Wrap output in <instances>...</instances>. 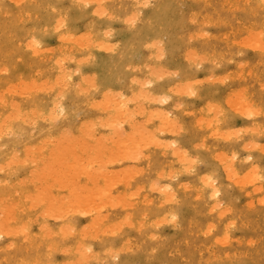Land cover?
<instances>
[{
  "label": "rangeland",
  "instance_id": "rangeland-1",
  "mask_svg": "<svg viewBox=\"0 0 264 264\" xmlns=\"http://www.w3.org/2000/svg\"><path fill=\"white\" fill-rule=\"evenodd\" d=\"M77 1L79 3L80 0H74V1L53 0V2L49 0H47V2L45 0H22V1L0 0V90H1L0 102H2L0 103V122L7 123V124L3 123L0 125L1 127L0 128V163H1L0 164L1 167L0 168L1 169L0 170L1 172L0 173V208L2 209V212L0 210V219H2L0 221L4 222L1 224L0 229H2L1 230L2 232H4L3 228H6L4 229L5 231L8 230L6 231L8 232L7 234L8 236L2 235V233L0 234V264H45V263L66 264L70 260L72 262H68L67 264L69 263L70 264L71 263L73 264L75 263L76 264L77 263L78 264H264V203H261V201H264V180L261 179V177L264 176V153L261 152L262 150H264V67H263L264 54H262V52H260L259 50L257 51V50L249 49L252 48L249 47L251 46L250 44L247 45L248 47L246 46L247 48L244 47L243 45V43L246 42V40L244 41V39L248 40V38L251 39L253 38L254 46L252 45L253 46L252 49H254L255 47L256 49L260 48V47L257 48V46L255 45H258L256 44L257 38L261 36L262 33H264V22H262L264 21V5H261L260 2L261 0H245V1L229 0L228 2H226V0H152V1L147 0L148 2L147 1L145 2V0L144 1L140 0L139 2L143 1L142 3H139L138 1L137 3L135 0H105V2L103 1V3H101L102 0H89L86 3H90V5L91 3H93V6L89 8L76 7L75 5L77 4ZM136 3H137L136 5L137 7L135 6ZM138 4L140 5L138 6ZM143 4H146L147 6L144 5L143 8L141 6ZM234 4L237 7H235ZM101 5L106 15L102 13ZM233 7L235 8L233 9ZM51 8H55L56 11L53 13V11H51ZM78 9H80L81 11ZM137 11L139 12V14L137 13L138 16L136 17L135 25L130 26L129 23L126 24L127 22L125 21L126 22L125 23L123 21L124 18L126 19V17L128 16L130 17L132 14L136 16L137 14L135 12ZM62 16L66 17L65 20L66 27L61 29V31L57 33L55 29L57 28L56 21L60 20ZM115 17L117 18L115 19ZM73 19H76V21H74ZM191 19L193 22L190 21ZM249 25L250 27H252V29L249 27ZM258 30L260 31V35H257V33L259 32ZM105 33L106 34L110 33V34L106 35ZM195 33L199 37L198 36L196 37ZM49 34L50 36L48 38ZM86 34H88V36H86ZM203 35L205 37H203ZM33 36L39 41V43H41L40 44L41 47L38 49L37 56L36 54L34 55L32 53V50L30 48H29L30 50L26 48L28 47L27 44L33 38ZM83 36L84 39L85 37L87 38L85 40H88L87 45L85 44L86 41L83 42L84 40L82 39ZM200 36L203 38H200ZM61 37L64 38L62 39ZM71 37L73 38L77 37L76 41L80 39V43L83 42V45L85 44L86 47L81 45V47L79 48L78 44H76L78 43V41L76 43L75 42L72 43L73 38ZM151 40L154 43L151 42ZM253 41L252 42L248 41V43L250 42L252 44ZM258 41L260 42V45L264 44V40H262L261 37L258 39ZM94 42L100 45L102 43L103 45L101 49L102 51L96 49L100 45L98 46L97 44L96 46L94 45L95 44ZM156 42L157 43L159 42L158 44L160 45H157ZM43 50H45V52L46 51L48 52L45 53ZM110 50L114 52H111ZM184 53L185 54L191 53V55L192 53L193 54L196 53V54L192 55L194 57L192 56L190 57L188 56L189 54L185 55ZM87 55L88 58L86 59L85 57H87ZM155 55L159 57L158 61L155 60L156 59V57H154ZM197 57L198 59L200 57V60L196 59ZM55 58L56 59L59 58L58 59L59 62L62 61L61 63L62 67L60 66L57 67V64H54L56 62L53 61ZM83 58L86 59V63L85 61H83L84 60ZM77 59L79 60L76 61ZM81 59H83L82 63H81ZM218 59L219 62L217 61ZM194 60L195 63H193ZM201 60L203 61L205 60L206 62H203ZM210 60L213 64L210 62ZM196 61L198 62L197 66H196L197 64ZM215 61L216 63H214ZM59 62L58 64L61 65ZM77 62H79L80 64H77ZM72 63L74 65H72ZM217 63H219L220 65L218 64L217 66H215ZM259 63L261 64L259 65ZM63 67L64 69L66 68L65 70L69 71L68 74H70V76L66 74V71L65 72L58 71L59 69L62 71ZM133 67L134 69H132ZM145 67L148 69H145ZM156 67H158L159 69L157 68L158 70H155ZM75 69H76V72L74 71L75 74H72L73 70ZM149 69H153L154 71L153 70L150 71ZM155 71H157V73L159 74H156ZM60 73L63 74L65 77V79L62 80H66V81H61L60 76L58 77ZM148 73L150 75H148ZM246 73H248L249 75ZM56 74H58L56 78L57 81H55ZM66 75L70 79L67 80L68 77ZM91 75H93L92 76L93 79L91 78L92 79L91 81L88 80V82L90 81V85H91L89 86V83L88 85H86L87 83L85 82L87 80L85 81V79L90 78ZM129 77L130 79L131 77L135 78L133 79V82L135 83H132ZM216 77L218 78L220 77L221 78V79L219 78L220 82L223 83L216 82L219 81L216 80L218 79ZM214 78L216 81H214ZM231 78H235V79H231ZM193 79L195 80V82H193L194 81ZM141 80L142 81L144 80L143 83L145 84H143ZM31 81H33L34 83L36 82V84H38L39 81L40 83L42 81V83L39 85H35L37 87H34L33 86L34 84L29 85ZM207 81H209V83H206ZM20 82L23 83V85L19 84ZM54 82L55 85H58L57 83L59 84L62 83L61 84L62 87L61 85H59V87L56 86L57 88L56 90ZM64 82L66 83L68 82L67 85H65L66 83ZM82 82L85 84H83ZM188 82H190V84L188 85L184 84L185 87L182 86L183 83L187 84ZM13 83H16V86ZM26 83L27 85H29V90H31L32 88L35 89V90L32 89L34 94L32 93V91L30 92L24 91L25 95H20L19 97V95L16 94H18V91L20 92V90L21 92L19 94H21L23 89L25 90V88L22 87L23 89H21L19 88L18 85H20L21 87L24 86ZM177 83L179 84L180 87L181 86L183 87V93L184 92L190 93L189 97L186 95V93L185 95L184 94L181 95L180 93H177L178 90L176 92L177 94L171 93V91L172 92L176 91V87L178 89L179 86H177L178 85ZM63 84L66 86V88H64ZM76 84L78 85L79 89H77L78 87ZM141 84H143L144 86ZM12 85L17 87L16 89L17 91L15 90L17 93L15 94H13L15 92L14 90L9 92L10 90H7V88H5L8 87L9 89L10 87L11 89L12 87V89H15V87L13 88ZM93 85H95L94 88L92 87ZM44 86L46 89H44ZM186 86L190 87V90L188 88L190 92L186 91L187 90ZM91 87L93 89H91ZM139 88L141 89V91L143 90L142 92H144V95L147 93L148 95H150L149 97L152 103L150 102L149 99H148L149 101H146L147 100L146 97H145L146 99L144 100L143 97L144 95L142 96L143 93L137 91L139 90ZM86 89L88 91H86ZM58 90H60L62 94ZM79 90L80 92L85 91L86 95L85 92H83V94L82 93L80 94ZM106 90H108V92L106 93L107 96L111 97L109 99L107 98L106 94L105 97L102 96V93L106 92ZM136 91L140 93L138 97H136L139 98L138 100H136L135 97L131 96V94L133 95L137 93ZM180 91L182 90H180L179 88V92ZM27 92L30 94L27 95L26 94ZM56 92H59L57 94L62 95L63 97L62 99L60 98L61 95L60 96L57 95L61 100L58 99V97L56 99L55 97ZM76 92H78V94H76ZM109 92H112V94ZM193 92L196 95H191V93ZM244 93L245 96L243 97ZM127 95L129 96L130 99L128 98ZM161 96L162 97L166 96L165 102H163L164 97L161 98ZM122 97L127 100H125L124 102L123 101L124 99ZM228 97L230 98L232 97L233 99H230ZM2 98L4 101L2 100ZM51 98L52 99L54 98L55 101L54 99L51 100ZM153 98L155 99L156 102L154 101ZM237 98L238 100L236 102L246 101V103L251 106L252 111H254L255 114L257 115L255 116V114L254 115L244 114V116H242L243 114L240 111H238L239 108L234 107V105L231 106L232 100L235 102V99ZM110 99L111 102L109 104ZM112 100L114 101L112 102ZM11 101L14 103L12 108H11V103H12ZM57 101H59V104ZM116 101H118V104H116L117 103ZM120 101L121 102L123 101L124 103L122 102L121 104ZM103 102H105V104ZM140 102L141 105L139 104ZM158 102L161 104H159ZM56 104L63 109L62 114L57 112L60 108L57 107ZM102 104L105 105L106 107H107L106 104L109 105L112 104V105L110 106L111 108L109 109L103 106L106 108L103 109L101 107ZM133 104L137 105V108ZM138 104H139V108L140 107L142 108V109L140 108L141 109L140 112H142L143 110L142 112L143 114H141V117L138 116V113L140 115V112L138 111L139 110ZM8 105L10 106L11 109L9 108ZM93 105L95 107H93ZM115 105H117L116 108L118 109L115 108ZM123 105H125L124 107L128 109L126 113H121L126 111V110L124 111V109L122 110L120 109ZM206 105L208 106L207 110H206ZM215 106H218L217 108L219 107L220 108L217 109ZM133 107L138 109L136 110L137 112H134L135 110L133 109ZM13 108H15V110ZM28 109L34 110L31 111L34 117H32ZM10 110H14V111H10ZM24 110L25 112H23ZM15 111L16 113H19L18 115L20 114L23 115L25 113L23 115V117H25L23 121L26 124L23 123L22 121H16V120H20V118L23 119V117L21 116L17 118L15 121L14 120L12 121L11 119H10L11 121H7L5 120L6 117L5 119H3L4 121H2V118L4 116H7L5 114L10 112L11 114L13 113L14 115ZM131 111L133 113H131ZM150 111L154 113L151 112L152 113L151 114ZM233 111L236 112L234 113ZM28 112L31 116L27 115ZM36 112H38L39 116L36 114ZM39 112H41L42 116L39 114ZM34 113L36 115H34ZM75 114L76 116H74ZM117 114H118V118L116 120L115 117H117ZM119 114L120 115L122 114V118H123L122 120L120 119L121 116ZM130 114L133 115L131 116ZM160 114L167 115V117L166 116L164 117V115L162 116ZM18 115L15 114L14 116H18ZM124 115L128 117V118L125 117L126 123H128V121L133 122L134 120L133 123L138 124L137 127L142 125L141 126L142 129L141 127L134 128L136 126V125L134 126V124H133L134 127H132L131 122H129L128 125L125 124L124 123L125 121H123ZM147 115L154 117L150 118L151 120H148L149 118ZM158 115L159 117H157ZM59 116H61L62 118ZM133 116L134 118L132 120L131 118ZM146 116H147V120L145 119ZM216 116L218 119L216 118ZM7 117L9 118V116ZM29 117H31L32 122L34 121V123L31 122ZM35 117H38L42 121L39 119L35 120ZM163 117L165 118V122H162L161 120L163 119ZM53 118L57 120V121L54 120L56 122L55 124L53 123ZM168 118L170 119V121L168 120ZM25 119L28 121L26 122ZM97 119H99V121H97ZM114 119L115 121L113 123L112 121ZM219 119H221V122L219 121ZM168 121L170 123H168ZM79 122L80 124L82 123L83 126H80ZM174 123L178 126V128ZM165 124L167 125V127H162V125L165 126ZM169 124L170 125L174 124L175 127L168 126ZM31 125H33V127ZM104 125L106 128L105 127H104L105 129L101 128ZM157 125L159 128H157ZM128 126L131 127L129 128ZM84 127H86L85 130L87 131H89L88 130L89 127L91 128L90 130H92V128L95 127L92 131H89L90 133L87 134L88 135L91 134L92 139H96V140L93 142L92 140L88 139L87 136L85 137L87 143L84 141L85 143L79 145L82 142V140L79 138L83 137L82 134L81 137L79 136L80 132L82 133L84 132L85 135L87 132L85 130L82 131ZM160 127H162L163 129L161 130ZM2 128H4L5 132L3 131ZM109 128H111V130L114 131H110ZM120 128H121V132L123 131L122 133L120 132V130L119 133L116 130ZM131 128L133 129V131ZM175 128H177V130ZM244 128L246 129V131ZM156 129L157 130L160 129L161 132L157 131ZM237 129L241 130L240 132L242 134L239 131H237ZM136 130H138L137 131L138 133H136ZM150 130L154 133L152 135L154 136V138H152V136H150L149 138L150 139L152 138V140H156L154 141L155 143H152V141L151 143H148V141H150L148 138V135L150 134L149 133ZM217 130H221V131H217ZM231 130H234V132L236 131L237 134L236 137H234L235 133L232 132L230 134ZM59 131H61L62 134L61 137H59L60 136ZM146 131L149 133L147 137L142 135V134L144 135L147 134ZM216 131L217 133H214ZM225 131L227 132L230 131L228 134H226L227 140L224 137ZM112 132L114 134L115 132H117V134H120L122 136L121 139L122 141L126 140V138L128 137L130 138L134 136V138H131L132 140L129 138L128 140H126L127 142H125V145H123V148L121 149L122 155L120 161L118 159L120 157L119 156L118 158L116 157L119 151H117V154L114 153L115 154L114 155L112 152L113 150L112 151L110 150L111 152L110 157H112L113 154V157L115 156L118 160H116V158L114 157L115 160H112L111 163L109 160L113 159V157L112 158L106 157L107 163L110 162V164H107L108 166L102 164L103 166L102 167L101 163L103 161L100 162V165H97L99 164L97 163V161L99 162L100 159L105 161L103 155L109 153L108 144L111 147V149H116L115 145L118 146L119 143L118 142L117 144L111 146L110 144L111 141L108 142L109 140H114L115 139L114 137L117 136L115 134L116 136H111V138H109ZM128 132L131 134V135L129 134L130 136H128ZM134 132L136 133L135 135ZM141 132H142L141 134L142 136L139 134ZM218 132L219 133L221 132L220 134L221 136L219 138L216 137L219 135ZM107 133H108V137H107ZM65 134L67 138L70 137L72 138L71 140H73V138L76 140L70 141V138L63 139L62 136H64V138L66 137ZM71 134L73 137H71ZM138 134L142 137L141 140L144 139L145 142L141 143L140 141L139 143L141 144H137L138 141L136 139ZM232 134H234L232 138L231 136H229V138L227 137L228 135H232ZM120 135H118L119 136L117 138L118 141H121L119 140ZM124 135L125 138H123ZM50 136L51 137L53 136L52 138L54 139L55 138H57L58 140L62 139L61 143L59 141V143L61 144L60 147L53 144H52L53 146L51 145V143L53 142L54 144H56L57 141L54 139L53 141L48 139L51 138ZM93 136L95 138H93ZM201 138H203V141L201 140ZM40 140L45 141L44 144L42 145L39 144L41 143L38 142ZM48 140H50L51 142H48ZM106 140H108L107 141L108 143L106 142ZM129 140L131 141L128 142ZM160 140H163L164 142H160ZM167 140L169 141V143L172 141L171 144H169ZM199 140L201 143L199 142ZM46 141L50 143L49 146ZM122 141L120 143H122ZM71 142L73 144V149L75 151L72 150L71 148L72 147L70 144ZM73 142H75L76 144ZM78 142L80 143L78 144ZM115 142H117L116 139ZM64 143L68 145L67 146L68 148L70 146L69 149L72 150L74 154L75 153L77 154L75 156L78 159L73 154V162L72 160L70 161V157L68 155L70 154L72 155V151H70L68 148L65 149L64 147H66V145ZM98 143L104 145V148H106V150L108 151L106 153L102 151L103 152L102 153L100 149H104V148L100 147V149H96L97 153L99 152V154L98 156L95 157L93 155L96 154V151L92 153L93 150L91 149L93 147V149L95 150L96 148L95 146ZM131 143L135 144L136 146L134 147ZM160 143L161 145H159ZM74 144L76 148L77 145L80 146V149L79 147L78 149H75ZM130 144L131 146L129 148L134 147L135 150L133 149L134 151L131 152L129 151L128 148L129 152L125 151V153L123 152L124 153L123 154L122 151L126 150L124 149V147L129 146ZM34 145H36L37 147L40 145L42 147L46 146V148L44 147L43 150L42 148H40L41 147L40 146L38 147L40 149H36L37 147L35 148ZM99 145L100 144H98L97 146L98 148ZM156 145H158L157 146L158 148L156 147ZM243 145L244 146L247 145L246 146L247 149L242 148ZM24 146L34 147V149L28 148L29 149L28 150ZM62 146H64L63 148L67 152L66 154L67 156L65 155L66 152L63 153L61 148ZM120 146L117 148H120ZM248 146L249 149L251 148L250 150L248 149ZM253 146H256L257 148H253ZM144 147H146V149ZM32 149L33 150L36 149L38 151L42 149L41 150L42 153L41 152L39 153L37 151L36 152L34 151L32 153L33 151ZM256 149H258L259 151H257ZM55 150L57 151L59 150L58 152H61L62 155L64 156L62 155L57 156L55 154ZM76 150L79 153H77ZM89 150H91V152ZM170 150L173 151L171 152ZM174 150L178 154L174 155L175 154ZM12 152L15 153H13V155H10L12 154ZM249 152H251L253 156L251 160L248 159ZM36 153L38 155L37 158H36ZM83 153H85L86 155ZM88 153L91 154L88 155ZM179 153L180 155L182 154L183 156L185 155V153H187L185 158H187L188 162L184 160L185 163H183L182 158L180 160L181 162L179 161L177 162L176 161L177 155L179 156V159L181 157ZM28 154L29 157L33 156V158H30L31 160L28 159L29 158ZM80 154L85 155V156L82 155V157L84 158H86L87 155L88 157L90 155L91 156L89 158L87 157L84 162L82 161L84 158H82ZM100 154L103 158H100ZM138 154H140L142 158L145 155H147L148 159L146 156L144 157V160L140 159V156ZM108 155L109 154H106L105 156ZM23 156H26V158ZM45 156L48 157L49 164L50 161L53 163V165L52 163L50 164L53 166L52 168L55 173L52 174L53 176H51V174L48 173V171L53 173V170L51 169V167H49V165H48L49 169L43 171L44 168L45 169L47 168L44 166L43 163H45V165L48 164L47 162H45L47 159ZM39 157H41L42 159ZM60 157L62 158L69 157V159L65 158L67 159L66 163L69 162L67 166L65 165L66 163L64 162V160L61 161ZM94 157L95 158L99 157V159H96V163L94 161L95 159H92ZM128 157H134L133 159L136 160V162L134 163L132 161L133 159L131 158L127 160ZM220 157H223L224 161L230 160L232 163L234 162L233 169H235L238 176H245L248 170H250V168L252 167H255L258 171L260 169L259 171L260 183L255 185L247 184L246 186L245 185L242 186L240 183L235 182L234 179H228L226 173L224 172V169L222 168L219 162ZM189 158L191 162L189 161ZM34 159H37V161L35 160L36 164L34 162ZM75 159H77L79 162L82 159L81 160L82 162L80 163L76 162ZM174 160L176 162H174ZM9 161L11 162V165H9L10 163ZM41 161L44 162L40 164ZM88 161L89 163L91 161L92 162L89 164ZM193 161H195V163H193ZM5 162L6 163L9 162V163L6 164ZM20 162L23 164H21ZM3 163H5L8 166V169H4L7 166ZM87 163L89 165H92L89 166L90 172L86 170L88 169ZM2 165L5 167H2ZM82 165H83L82 169L86 170L85 174H81L83 177H81L80 174H78L80 173L79 167L80 166L82 167ZM130 165L134 166L137 170L140 168L138 174V171H135L136 169L133 167L134 171L137 172L136 175L137 177L134 175L131 177L133 181L130 178L128 179V175L126 176V174H129L131 176V174H133L134 172L132 169H131L132 172H130V170L129 172L127 171ZM182 165L185 167L187 171H185ZM98 166H99V171L94 172L96 169L93 168H98ZM68 167H70V169H68ZM11 168L13 169V171ZM64 168L66 173L65 171L63 173ZM124 168L126 169L127 173L125 172ZM71 169L72 170L75 169L76 173L79 176H76V174L75 175L71 174L72 173L70 172L72 171ZM92 169L94 174H91L93 175L91 178V175L89 173H93L91 171ZM104 170H106L104 175L106 174L107 175L102 177L103 176L102 171ZM110 170L113 171V173L115 171V173L119 175L118 177L121 176L120 177L121 181L127 179L129 180V181L128 180L123 181L127 183L126 188L124 186L125 183H121L123 184V186L119 184L120 181H118L119 180L118 177L116 178V176H114V174L110 172ZM119 170H121L120 173L118 172ZM122 171H124L126 174H123L124 172L121 174ZM171 171H173V173H171ZM182 171L183 172L185 171V173L183 174ZM28 172L29 174L32 173L31 174L32 176H30ZM106 172H110V173H106ZM165 172L171 173V175L173 174L172 176L169 175L170 179L165 178L168 176ZM34 173L35 174L40 173V174H37L38 175L37 176ZM82 173H84V171ZM95 173L97 174L95 175ZM99 173H101L102 175L101 176L98 175ZM157 173L159 175L161 174L160 178L159 177L157 178L156 176ZM69 174H70V178L71 177L74 178L70 179ZM163 174H164L163 176L164 179L163 177H161ZM39 175H42L43 177H45L46 175L45 179L48 178L49 175L50 178L53 179V181L55 178H56L55 181H57L58 179H60L61 176L64 177L65 175L64 177L65 180H67L66 177L69 178L67 181L69 184L66 183V181L61 177L60 179L61 181L60 180H59L60 182L58 181L60 184L58 182H55L54 185L53 184L54 182L51 183L50 178L49 180L46 179L44 182V180H42L43 177L39 178L40 177ZM84 175L85 176L87 175L86 179ZM122 175H125L126 177L123 178ZM75 176L77 177V179H75ZM89 176L90 178L88 179L87 177ZM95 176H100L99 178L97 177L96 178L101 179V180L95 179L96 182L98 181L97 183L94 181ZM107 176H109V178H106ZM208 176L214 180L215 183L214 185L220 191V196L218 198L220 199L222 196V199L224 200L223 202L224 204L220 203L219 201L220 206L216 209L219 212H222V210L229 211L230 208V213L229 212L226 213L227 212L226 211L222 217H220L221 215L217 210L215 211L213 209L214 211L213 210L209 211L213 207L216 198L211 197L209 189L206 188L208 186L202 184L201 183L202 181H200V179L204 180ZM31 177L34 180H36L37 183L34 182V180ZM37 177L39 178V180L40 179L41 180L39 181ZM83 179L85 182L83 181ZM90 179H93L91 181H94L96 184L89 182L88 180ZM110 179H112V181L114 179V181L118 182V184L113 183L112 185L114 186L113 188L109 187L110 189H108V187L106 188V185L103 186V188L104 187L106 188L105 189L106 192L104 191L105 192L104 194L103 192H101L104 189L102 188V190H100L103 185L102 182L105 181L111 182ZM24 180H25L24 183L19 182V181L23 182ZM31 180L32 182H34V184L30 182ZM70 180L71 182H69ZM153 180L158 182L155 184L153 183L154 182ZM151 181L153 182L150 183ZM18 182L19 184L20 183L21 184L19 185ZM63 182L64 184H61ZM74 182L76 183L73 184ZM1 183L3 184L6 183V184L1 185ZM25 183L26 184L30 183V184L25 185ZM182 183L187 184V186L184 187H187V189L189 190L187 191L184 190L183 192L184 184L182 185ZM108 184L109 186H112L110 185L109 182H107V186ZM150 184L151 186L153 185L154 188L160 186V189L159 190L157 189L158 192H156L154 188L150 186ZM161 184L164 190H161L162 189ZM164 184H165L164 186L165 188L163 187ZM238 184H240L241 187L244 186L245 187L240 188ZM57 185H61L62 187L61 186L58 187ZM188 185L191 187L189 188ZM63 186H65L64 189L66 188L67 190L63 189L64 191H62ZM41 187H45V189L48 188L47 189L48 191L47 190L45 191V189L43 190V188ZM137 187L139 188L137 189ZM194 187L196 190L194 189L192 190V188ZM134 188H136V190H134ZM170 188L171 191H169ZM71 189H72V194L69 191ZM95 189H98L97 191L100 190L98 192V195H100L99 193L101 192L102 195L104 196V198H102V195H100L102 198L100 199V203L97 201L100 198L98 195L95 196L97 199L94 200L92 199L95 198L93 196L95 195L94 193L97 192ZM88 190L92 191L93 194L92 196L91 193L88 192ZM167 190L169 191V194ZM132 191H139V192H137L138 194L135 197L134 194L136 193H134L133 195L131 193L132 197L129 194L130 195L129 197H131L132 199L126 198L128 195L127 193H130ZM197 191L200 192L198 193ZM67 192H69L70 194H68ZM107 192H109V196L112 198H110L107 195ZM36 193L38 194L36 195ZM41 193H42V197H44V201L42 200L43 198L38 199L39 197H41L39 196ZM121 193H123L122 194L123 197L120 201L121 204L119 202L117 203L115 202L116 204H114L113 202L114 200L118 201L119 196L121 198ZM62 194L64 196L65 195L69 196L70 198L69 197L66 198V196L62 197ZM84 194H86V196H90V198L85 197ZM6 195L7 196L9 195L8 199L5 197ZM167 195H169L168 199L170 196H172L170 197L171 198L170 200H172L173 204L170 203L171 201H168V203L166 201L165 204L164 202L163 204L160 203L167 199L165 198V200H163L164 199L163 197L164 196L167 197ZM194 196L197 199H195ZM198 196L201 197L199 198ZM106 197L110 198V200H112L111 202L113 203H110L109 199L106 200ZM175 197H176L175 199L176 202L174 201ZM51 198L54 199L55 204L53 203V200H51ZM85 198H87L88 200ZM142 199L143 201H140ZM49 200L52 201L51 203L53 206L51 205ZM74 200L75 202H73ZM82 200L84 202L83 204L79 202ZM84 200H86V202L88 201L87 204ZM89 200L91 202H89ZM101 200L106 201V204L103 207L102 205L104 201L101 202ZM48 201L52 206V209L54 208L53 210L50 208V205L46 206V203ZM141 202H143V204ZM157 203L161 205L158 206ZM12 204H14L16 208ZM81 204L82 207L80 206ZM85 204L87 205L86 207H88V204H91V206L89 205L88 209H86L85 207V211L90 210L91 209L90 207L94 205H97L98 209L100 207L102 211L101 209H99V211H97L98 212L97 215L96 212H93L95 209H97L96 206H94L95 208L92 207V209L94 210L91 209L92 211L91 210L88 211L89 215H87L88 216L87 217L85 215L86 213L84 212V210L81 209L84 208L83 206ZM113 204L115 206L110 207ZM122 204H124V206ZM9 205L12 206L10 207ZM30 205L32 207H30ZM44 205L46 206V208ZM56 205L57 207H54ZM121 205L123 207H126L125 205H128L130 208L123 209ZM211 205L212 207H210ZM12 207L14 208L12 209ZM34 207L36 208L34 209ZM48 207L50 209H48ZM11 209L13 211H11ZM175 209L178 210L180 222L177 224L174 223L171 224L172 222L168 224L164 223L167 222L165 218ZM8 210H10L11 212H9ZM39 210L41 211L39 212ZM80 210L83 211V213L80 212ZM81 214H84L85 216L84 215L80 216ZM92 214L94 215L96 214L97 219L99 217L100 218L102 217V219H100L101 221L100 220L99 221L103 225L98 220L97 221L99 224L98 223L93 224L96 223V221L95 219H93L94 216ZM105 214H106V218L103 217L105 216ZM140 214L143 217L140 216ZM162 215L164 216L163 221H162L163 218ZM123 216H125V218ZM160 217L162 221L161 223L159 222ZM10 218H12V220L14 221H10L11 220ZM91 218L93 220H91ZM90 220L91 222L92 221L94 222L91 223ZM120 222H122L123 225H121ZM123 222H126L125 227ZM22 223H24L25 227ZM89 223H91V225L99 229L100 232L101 229L105 227L106 231H104L105 232L104 234L107 235H104L102 233L103 231L101 232L102 234H100V232L97 229H95L94 231L99 232L96 235V233L93 232L92 230L93 226H91V228L87 230V231L91 230L89 232L92 234H90L89 232L86 231V227L90 226ZM112 223L115 224L119 223L118 226L120 229L117 226L118 231H115L116 227H114ZM141 223L143 227H141ZM149 223L151 226H149ZM153 223L154 226L155 224L157 226L154 227ZM226 223L227 226L228 225L230 226L225 227ZM86 224L88 225L86 226ZM128 224H132V226H129ZM95 227H93V229ZM210 227H211V231L207 232V230ZM228 228L231 230H229ZM223 231L225 233L227 232L230 238L226 245H222L218 243V240H220L225 234ZM65 233L66 235H68V236L65 235L66 238L64 237ZM126 241H128V243H126ZM6 243L8 244L7 246L5 245ZM130 243H131V247H129ZM205 246H208L207 248L209 249L206 250ZM48 247L49 249H46ZM106 248L109 250H107ZM120 248L123 249V251H121ZM211 248L213 249V251ZM89 249H91V253L95 252L97 256H95V254H90V252L88 251ZM103 250H105V253L108 254L111 251L112 254L110 252L111 255L108 254L106 255L105 253H103L104 252ZM118 250H120L121 253ZM244 252L245 254H243ZM114 253L116 255L115 257H113ZM199 253L201 255H199ZM92 256L96 257V259L94 258L95 261ZM91 257L92 259H90ZM73 258H79V259L77 260ZM80 258H83L81 262H79Z\"/></svg>",
  "mask_w": 264,
  "mask_h": 264
},
{
  "label": "bare ground",
  "instance_id": "bare-ground-1",
  "mask_svg": "<svg viewBox=\"0 0 264 264\" xmlns=\"http://www.w3.org/2000/svg\"><path fill=\"white\" fill-rule=\"evenodd\" d=\"M21 1H22V0H21ZM45 1L47 2V0H45ZM49 1H52V2H53V0H49ZM54 1H55V0H54ZM73 1H74V0H73ZM83 1H84V0H83ZM88 1H89V0H87V1L85 0L84 2L86 3V2H88ZM103 1L105 2V0H102L101 3H103ZM135 1H136V2L138 1V2H139L140 0H135ZM135 1H134V2H135ZM143 1H144V0H143ZM143 1H141V2H139V3H142ZM146 1H147V0H145V2H146ZM151 1H152V0H151ZM228 1H229V0H226V2H228ZM237 1H238V0H237ZM243 1H245V0H243ZM57 2H58V1H57ZM79 2H80V1H79ZM91 2H93V1H91ZM99 2H100V1H99ZM134 2H133V3H134ZM138 2H137V3H138ZM147 2H148V1H147ZM224 2H225V1H224ZM260 2H261V1H260ZM74 3H76V2H74ZM77 3H78V1H77ZM131 3H132V1H131ZM137 3L135 4V6L137 5ZM231 3H232V2H231ZM231 3H230V4H231ZM233 3H234V1H233ZM242 3H243V2H242ZM244 3H245V2H244ZM248 3H249V2H248ZM30 4H31V3H30ZM88 4H90V3H88ZM96 4H97V3H96ZM98 4H99V3H98ZM146 4H149V3H146ZM146 4H143V5H141V6L143 7V6L146 5ZM178 4H179V3H178ZM74 5H75V4H74ZM91 5H93V3H91ZM139 5H140V4H138V6H139ZM150 5H151V4H150ZM208 5H209V4H208ZM228 5H229V3H228ZM261 5H262V4H261ZM234 6H235V4H234ZM46 7H47V6H46ZM49 7H50V6H49ZM74 7H75V6H74ZM117 7H118V6H117ZM136 7H137V6H136ZM235 7H237V6H235ZM235 7H233V9H234ZM96 8H98V7H96ZM99 8H100V7H99ZM143 8H144V7H143ZM146 8H147V7H146ZM148 8H149V7H148ZM228 8H229V6H228ZM94 9H95V8H94ZM233 9H232V10H233ZM49 10H50V9H49ZM78 10H80V9H78ZM97 10H99V9H97ZM97 10H96V11H97ZM101 10H102V13H105V11H104L103 8H102V5H101ZM119 10H120V9H119ZM228 10H229V9H228ZM230 10H231V9H230ZM235 10H236V9H235ZM51 11H52V8H51ZM80 11H81V10H80ZM65 12H66V11H65ZM53 13H54V12H53ZM96 13H97V12H96ZM135 13H136V14H137V13L139 14L138 11L135 12ZM192 13H193V12H192ZM5 14H6V13H5ZM26 14H27V13H26ZM91 14H92V13H91ZM91 14H90V15H91ZM138 14L135 16V15H133V14L131 15V13H130V15H131L130 17H132V16L134 17V16H135V18H136V17L138 16ZM79 15H80V14H79ZM83 15H84V14H83ZM92 15H93V14H92ZM95 15H96V14H95ZM107 15H108V13H107ZM140 15H141V14H140ZM1 16H3V15H1ZM9 16H10V15H9ZM28 16H29V15H28ZM112 16H113V15H112ZM112 16H111V17H112ZM204 16H206V15H204ZM104 17H105V16H104ZM125 17H126V16H125ZM130 17L128 16V17H126V19L129 20ZM72 18H74V17H72ZM96 18H97V17H96ZM116 18H117V17H115V19H116ZM207 18H208V17H207ZM10 19H11V18H10ZM18 19H19V18H18ZM27 19H28V18H27ZM57 19H58V18H57ZM124 19H125V18H124ZM124 19H123L124 22L127 21L126 19H125V20H124ZM208 19H209V18H208ZM208 19H207V20H208ZM19 20H20V19H19ZM73 20L76 21V19H73ZM188 20H189V19H188ZM15 21H16V20H15ZM20 21H21V20H20ZM55 21H56V20H55ZM98 21H99V19H98ZM107 21H108V20H107ZM148 21H149V20H148ZM190 21L193 22L192 19H191ZM202 21H204V20H202ZM72 22H73V21H72ZM114 22H115V20H114ZM143 22H144V20H143ZM194 22H195V21H194ZM262 22H264V21H262ZM20 23H21V22H20ZM67 23H68V22H67ZM125 23H126V22H125ZM207 23H208V22H207ZM207 23H206V24H207ZM260 23H261V22H260ZM22 24H23V23H22ZM126 24H128V23H126ZM212 24H213V23H212ZM222 24H224V23H222ZM12 25H13V24H12ZM18 25H19V24H18ZM30 25H31V24H30ZM56 25H57V21H56ZM261 25H262V24H261ZM15 26H16V25H15ZM130 26H132V25L130 24ZM226 26H227V25H226ZM241 26H242V25H241ZM20 27H21V26H20ZM242 27H243V26H242ZM249 27H250V25H249ZM262 27H263V26H262ZM7 28H8V27H7ZM67 28H68V27H67ZM246 28H247V27H246ZM250 28L252 29V27H250ZM55 29H56V28H55ZM55 29H54V30H55ZM247 29H248V28H247ZM68 30H69V29H68ZM110 30H111V29H110ZM101 31H102V30H101ZM258 31H259V30H258ZM262 31H263V30H262ZM81 32H83V31H81ZM98 32H100V31H98ZM103 32H104V31H103ZM108 32H109V29H108ZM112 32H113V31H112ZM202 32H203V31H202ZM202 32H201V33H202ZM229 32H230V31H229ZM20 33H21V32H20ZM52 33H53V32H52ZM110 33H111V31H110ZM110 33H107V34H110ZM232 33H233V32H232ZM236 33H237V32H236ZM258 33H259V34H258ZM258 33H257V35H260V31H259ZM73 34H74V33H73ZM102 34H103V33H102ZM105 34H106V33H105ZM107 34H106V35H107ZM193 34H194V33H193ZM198 34H199V33H198ZM204 34H205V33H204ZM39 35H40V34H39ZM70 35H71V34H70ZM70 35H68V36H70ZM206 35H207V34H206ZM14 36H15V35H14ZM20 36H21V35H20ZM46 36H47V35H46ZM49 36H50V34L48 35V38H49ZM74 36H75V35H74ZM86 36H88V34H86ZM89 36H90V35H89ZM195 36L197 37L198 35L195 33ZM224 36H225V34H224ZM30 37H32V36H30ZM65 37H66V36H65ZM198 37H199V36H198ZM203 37H205V36L203 35ZM203 37L200 36V38H203ZM260 37H261V36H259V37L257 38V42H256V44H258V45H255V46H257V48H258L259 45H260V42L258 41V39H259ZM26 38H27V37H26ZM66 38H67V37H66ZM71 38H73V37H71ZM76 38H77V37L73 38V40H72L73 42H72V41H71V42H72V43H74V42L76 43V42L78 41V43H76V44H78V47H79V48L81 47V45H83V42H85V41H86L85 44L87 45V41H88V40H85V39H87L86 37H85V39H84V36H83L82 39H84V40H83V42L81 41L82 43H80V39L76 41ZM88 38H89V37H88ZM105 38H106V36H105ZM108 38H109V37H108ZM108 38H107V39H108ZM192 38H193V37H192ZM225 38H226V37H225ZM261 38H262V37H261ZM19 39H20V37H19ZM55 39H57V38H55ZM74 39H75V40H74ZM91 39H92V38H91ZM91 39H89V40H91ZM15 40H16V39H15ZM29 40H30V39H29ZM64 40H65V39H64ZM64 40H63V41H64ZM92 40H93V39H92ZM105 40H106V39H105ZM245 40H246V42L243 43L244 47H246L247 45L250 44L251 46H249V47H252V48H253V46H254V45H253V44H254L253 38H252V39H251V38H248V40H247V39H244V41H245ZM155 41H156V40H155ZM248 41H250V42L253 41V43H252V44H251L250 42L248 43ZM255 41H256V40H255ZM58 42H59V41H58ZM100 42H103V41H100ZM149 42H150V41H149ZM149 42H148V43H149ZM151 42H153V41L151 40ZM159 42H160V41H159ZM159 42H158V43H159ZM231 42H233V41H231ZM231 42H230V43H231ZM17 43H18V42H17ZM59 43H60V42H59ZM61 43H62V41H61ZM63 43H64V42H63ZM94 43H95L94 45L97 46L98 43H96V42H94ZM153 43H154V42H153ZM156 43H157V42H156ZM156 43H155V44H156ZM158 43H157V45H160V44H158ZM247 43H248V44H247ZM262 43H263V42H262ZM40 44H41V43H40ZM70 44H71V43H70ZM85 44H84L83 46L86 47ZM89 44H90V42H89ZM103 44H104V43H103ZM107 44H108V43H107ZM112 44H113V43H112ZM112 44H111V45H112ZM145 44H146V43H145ZM145 44H144V45H145ZM231 44H232V43H231ZM27 45H28V44H27ZM99 45H100V44H98V46H99ZM109 45H110V44H109ZM117 45H118V44H117ZM140 45H141V44H140ZM243 45H242V47H243ZM252 45H253V46H252ZM261 45H262V44H261ZM25 46H26V45H25ZM72 46H73V45H72ZM102 46H103V45H102V43H101V45H100L98 48H96V49L101 50V49H102ZM153 46H155V45H153ZM85 47H82V48H85ZM118 47H119V46H118ZM145 47H146V46H145ZM247 47H248V46H247ZM247 47H246V48H247ZM24 48H25V47H24ZM24 48H23V49H24ZM26 48L29 49V47H26ZM60 48H61V47H60ZM75 48H76V47H75ZM104 48H105V46H104ZM147 48H148V47H147ZM149 48H150V46H149ZM156 48H157V47H156ZM158 48H159V47H158ZM252 48H249V49H251V50H257V51L259 50V51H260V48H258V49H256V47H255L254 49H252ZM27 49H26V50H27ZM43 49H44V48H43ZM45 49H46V48H45ZM145 49H146V48H145ZM153 49H154V48H153ZM29 50H30V49H29ZM107 50H108V49H107ZM186 50H187V49H186ZM43 51L45 52V50H43ZM43 51H40V52H43ZM59 51H60V50H59ZM70 51H71V50H70ZM101 51H102V50H101ZM110 51H111V50H110ZM159 51H160V50H159ZM37 52H38V51H37ZM46 52H48V51H46ZM46 52H45V53H46ZM111 52H114V51H111ZM260 52H261V51H260ZM32 53H33V52H32ZM32 53H31V54H32ZM59 53H60V52H59ZM65 53H66V52H65ZM65 53H64V54H65ZM67 53H68V52H67ZM153 53H154V52H153ZM31 54H30V55H31ZM40 54H41V53H40ZM47 54H48V53H47ZM154 54H155V53H154ZM184 54H185V53H184ZM187 54H189V53H186L185 55H187ZM195 54H196V53H195ZM195 54L192 53V55H195ZM219 54H220V53H219ZM260 54H261V53H260ZM69 55H70V53H69ZM152 55H153V54H152ZM160 55H161V53H160ZM192 55H191V53H190L188 56L191 57ZM207 55H208V54H207ZM31 56H32V55H31ZM36 56H37V54H36ZM63 56H65V55H63ZM91 56H92V55H91ZM201 56H202V54H201ZM212 56H213V54H212ZM221 56H222V54H221ZM72 57H73V56H72ZM150 57H151V55H150ZM154 57H156V59H155L156 61L159 60V57H158V56L155 55ZM184 57H185V56H184ZM192 57H194V56H192ZM210 57H211V55H210ZM219 57H220V56H219ZM39 58H40V57H39ZM42 58H43V57H42ZM62 58H65V57H62ZM85 58L87 59V58H88V55H87V57H85ZM89 58H90V57H89ZM92 58H93V57H92ZM160 58H161V57H160ZM187 58H188V57H187ZM202 58H203V57H202ZM55 59H56V58H55ZM55 59L53 60L54 62L56 61L54 64H57V67H58V66L62 67V64H61L62 61L59 62V61H58L59 58L56 59V60H55ZM83 59H84V58H83ZM83 59H81V63H82L83 61H85V63H86V59H84V60H83ZM147 59H148V57H147ZM194 59H195V58H194ZM196 59H198V57H197ZM196 59H195V60H196ZM204 59H205V58H204ZM208 59H209V58H208ZM210 59H211V58H210ZM216 59H217V58H216ZM220 59H222V58H220ZM62 60H63V59H62ZM78 60H79V59H77L76 61H78ZM82 60H83V61H82ZM195 60H194L193 63H195ZM198 60H200V57H199ZM198 60H197V61H198ZM212 60H213V59H212ZM214 60H215V59H214ZM74 61H75V60H74ZM197 61H196V62H197ZM201 61H203V60H201ZM201 61H200V62H201ZM208 61H209V60H208ZM217 61L219 62V59H218ZM227 61H228V60H227ZM58 62H59L61 65H59ZM203 62H206V61L204 60ZM210 62H211V60H210ZM229 62H230V61H229ZM244 62H245V61H244ZM64 63H65V62H64ZM211 63H212V62H211ZM211 63H210V64H211ZM214 63H216V61H215ZM220 63H221V62H220ZM245 63H246V62H245ZM75 64H76V62H75ZM77 64H80V63L77 62ZM212 64H213V63H212ZM218 64H219V63H217L215 66H217ZM221 64H222V63H221ZM243 64H244V63H243ZM260 64H261V63H259V65H260ZM263 64H264V63H263ZM72 65H74V64L72 63ZM197 65H198V62H197V64H196V66H197ZM219 65H220V64H219ZM54 66H55V65H54ZM64 66H65V65H64ZM262 66H263V65H262ZM237 67H239V66H237ZM263 67H264V66H263ZM126 68H127V67H126ZM157 68H158V67H156L155 70H158V69H159V68H158V69H157ZM27 69H28V68H27ZM58 69H59V68H58ZM58 69H57V70H58ZM65 69H66V68H65ZM65 69H64V67H63L62 71H61L60 69H59L58 71H60V72H65V71H66V74H67L68 76H70V74H68L69 71H67V70H65ZM73 69H74V68H73ZM77 69H78V68H77ZM132 69H134V67H133ZM145 69H148V68L145 67ZM211 69H212V68H211ZM63 70H64V71H63ZM68 70H69V69H68ZM149 70L151 71V70H153V69H149ZM162 70H164V69H162ZM162 70H161V71H162ZM53 71H54V70H53ZM74 71L76 72V69L73 70V73H72V74H75ZM77 71H78V70H77ZM150 71H148V72H150ZM153 71H154V70H153ZM34 72H35V71H34ZM34 72H33V73H34ZM70 72H71V71H70ZM78 72H79V71H78ZM249 72H250V71H249ZM55 73H56V71H55ZM55 73H54V74H55ZM155 73H156V74H159V73H157V71H155ZM168 73H170V72H168ZM1 74H2V73H1ZM34 74H35V73H34ZM51 74H52V73H51ZM246 74H248V73H246ZM57 75H58V74H56V77H55V75H54V77H55V81H57V79H56V78H57ZM67 75H66V76H67ZM85 75H86V74H85ZM148 75H150V74L148 73ZM168 75H170V74H168ZM236 75H237V73H236ZM248 75H249V74H248ZM59 76H60V78H61V81H66V80H62V79H65V77H64L63 74L60 73V74L58 75V77H59ZM61 76H62V77H61ZM68 76H67V77H68ZM81 76H82V75H81ZM92 76H93V75H91V77L89 76L90 78L85 79V81L87 80L86 82L84 81L85 83H87L86 85H88V83H89V86H91V85H90V81L93 79ZM158 76H159V75H158ZM209 76H210V75H209ZM226 76H228V75H226ZM232 76H233V75H232ZM47 77H48V76H47ZM63 77H64V78H63ZM84 77H85V76H84ZM60 78H59V79H60ZM79 78H80V77H79ZM91 78H92V79H91ZM210 78H211V77H210ZM216 78H218V77H216ZM219 78H220V77H219ZM219 78L216 79V80H219V81H216L215 78H214V81H216V82H220V79H221V78H220V79H219ZM59 79H58V80H59ZM68 79H70V78L68 77L67 80H68ZM82 79H83V78H82ZM129 79H130V77H129ZM133 79H135V78H132V77H131L130 81H132V83H135V82H133ZM141 79H142V78H141ZM144 79H145V78H144ZM205 79H206V78H205ZM211 79H212V78H211ZM231 79H235V78H231ZM88 80H90V81L88 82ZM136 80H137V79H136ZM138 80H140V79H138ZM145 80H146V79H145ZM187 80H188V79H187ZM193 80H194V79H193ZM212 80H213V79H212ZM228 80H230V79H228ZM42 81H43V80H42ZM42 81H41V83H42ZM16 82H17V81H16ZM31 82H32V83H31ZM31 82L29 83V85H30V84H31V85L34 84V85H33L34 87H37V86H35V85H39V84H41L40 81H39L38 84H36V82L34 83L33 81H31ZM46 82H47V81H46ZM68 82H69V81H68ZM68 82H67V83H68ZM70 82H71V81H70ZM77 82H78V81H77ZM92 82H93V81H92ZM138 82H139V81H138ZM138 82H137V83H138ZM141 82L143 83L144 80H143V81L141 80ZM190 82H191V81H190ZM190 82H188L187 84H186V83H183L182 86L185 87L184 84H185V85H188V84H190ZM193 82H195V80H194ZM43 83H44V82H43ZM64 83H66V82H64ZM67 83H66L65 85H67ZM82 83H83V82H82ZM85 83H83V84H85ZM150 83H151V82H150ZM206 83H209V81H207ZM220 83H223V82H220ZM13 84H15V86H16V83H13ZM19 84H22V85H23V83H21V82H20ZM57 84H58V85H55V82H54L55 88H56V86L59 87V85H61L62 83H60V84L57 83ZM91 84H93V83H91ZM143 84H145V83H143ZM143 84H141V85H143ZM174 84H175V83H174ZM177 84H178V83H177ZM193 84H194V83H193ZM29 85H27V83H26L24 86H21V87H20V85H18L19 88L23 89L22 87H24L25 90L23 89V91H22L23 94H22V93L19 94V93L21 92V90H20V92L18 91V94H16V95H19V97H20V95H25V94H24V91H28V92L32 91V89H34V88H32L31 90H29ZM43 85H44V84H43ZM52 85H53V84H52ZM65 85L63 84L64 88H66ZM68 85H69V84H68ZM76 85H77V84H76ZM129 85H130V82H129ZM132 85H133V84H132ZM134 85H135V84H134ZM141 85H140V86H141ZM7 86H8V85H7ZM12 86H13V88L15 87L14 85H12ZM25 86H27L28 89H27V87H25ZM89 86H88V87H89ZM94 86H95V85H93L92 87L94 88ZM140 86H139V87H140ZM143 86H144V85H143ZM143 86H142V88H143ZM173 86H174V85H173ZM177 86H179V84H178ZM182 86H181V87H182ZM4 87H5V86H4ZM46 87H47V86H46ZM61 87H62V85H61ZM61 87H60V89H61ZM77 87H78V85H77ZM92 87H91V89H93ZM174 87H175V86H174ZM181 87L179 86L178 89H177V87H176V91H173V92L171 91V93H174V94L180 93L181 95H183V94L185 95V93H186V95L189 97V94H190V93H188V92H184V93H183V87H182V88H181ZM186 87H187V86H186ZM5 88H7V90H10L9 92H11V91H13V90L15 91V90L17 89V87H15V89H12V87H11L12 90L10 89V87H9V89H8V87H5ZM19 88H18V90H19ZM49 88H50V86H49ZM49 88H47V89H49ZM140 88H141V87H140ZM140 88H139V90H137V91H140V93H143V94H142V96H143V95H144V92H142L143 90L141 91ZM144 88H145V87H144ZM171 88H172V87H171ZM179 88H180V90H182V91L179 92ZM188 88H189V90H190V87H189V86L187 87V90H186V89H185V90H186V91H189ZM42 89H43V86H42ZM44 89H46L45 86H44ZM73 89H75V88H73ZM77 89H79V87H78ZM89 89H90V88H89ZM91 89H90V90H91ZM239 89H240V88H239ZM3 90H4V89H3ZM5 90H6V89H5ZM34 90H35V89H34ZM56 90H57V88H56ZM84 90H85V88H84ZM95 90H96V89H95ZM169 90H170V89H169ZM177 90H178V92H177ZM185 90H184V91H185ZM234 90H236V89H234ZM0 91H1V90H0ZM16 91H17V90H16ZM16 91H15L13 94L17 93ZM49 91H50V90H49ZM51 91H52V90H51ZM58 91L61 93L60 90H58ZM77 91H78V90H77ZM86 91H88V90L86 89ZM137 91H136V92H137ZM167 91H168V90H167ZM28 92L26 93L27 95L30 94V93H28ZM39 92H40V91H39ZM43 92H44V91H43ZM45 92H46V91H45ZM47 92H48V91H47ZM59 92H56V94H55L56 99H57V97H58L57 95H59V94H57V93H59ZM83 92H85V91H83ZM83 92H82V91L80 92V90H79V93H80V94H81V93L83 94ZM107 92H108V90H106V92H103V93L101 92V93H102V96L105 97V94H106ZM176 92H177V93H176ZM189 92H190V91H189ZM7 93H8V91H7ZM32 93L34 94L33 91H32ZM109 93L112 94V92H109ZM109 93H108V95H109ZM137 93H138V94H137ZM137 93H135V94H133V95H132L131 93H130V94H131L132 97H135V99L138 100L139 98H136V97H138V95H139L140 93H139V92H137ZM235 93H236V92H235ZM5 94H6V93H5ZM10 94H11V93H10ZM10 94H9V95H10ZM61 94H62V93H61ZM61 94H60V95H61ZM76 94H78V92H76ZM180 94H178V95H180ZM236 94H237V93H236ZM52 95H53V94H52ZM60 95H59V96H60ZM85 95H86V92H85ZM134 95H135V96H134ZM145 95H146V96H145ZM145 95L143 96V97H144V100L147 98L146 101H149V100H150V102H151V99H150V97H149L150 95H148V93L145 94ZM147 95H148V96H147ZM195 95H196V94H195ZM229 95H230V94H229ZM12 96H13V95H12ZM12 96H11V97H12ZM46 96H47V95H46ZM106 96H107V94H106ZM116 96H119V95H116ZM127 96H128V95H127ZM190 96H191V95H190ZM230 96H231V95H230ZM235 96H236V95H235ZM244 96H245V93H244L243 97H244ZM17 97H18V96H17ZM51 97H52V96H51ZM55 97H54V98H55ZM123 97H125V96H123ZM123 97H122V98H123ZM139 97H140V96H139ZM145 97H146V98H145ZM153 97H154V96H153ZM163 97H164V96H163ZM163 97L161 96V98H163ZM165 97H166V96H165ZM165 97L163 98V100H164L163 102H165ZM246 97H247V96H246ZM21 98H22V97H21ZM54 98H53V99H54ZM60 98H61V99L63 98L62 95L60 96ZM60 98L58 97V99H60ZM107 98L109 99V98H111V97H108V96H107ZM117 98H118V97H117ZM126 98H127V97H126ZM128 98H129V96H128ZM157 98H158V96H157ZM228 98H230V97H228ZM12 99H13V98H12ZM53 99L51 98V100H53ZM61 99H60V100H61ZM101 99H102V98H101ZM114 99H115V97H114ZM123 99H124V98H123ZM129 99H130V98H129ZM148 99H149V100H148ZM153 99H154V98H153ZM159 99H160V98H159ZM230 99H233V98L231 97ZM230 99H229V100H230ZM2 100H3V98H2ZM118 100H120V99H118ZM121 100H122V99H121ZM125 100H127V99H124L123 101L125 102ZM132 100H133V99H132ZM225 100H227V99H225ZM225 100H224V101H225ZM237 100H238V98L235 99V102L232 100V103H233V102H234V103H233V104L231 103V106L234 105V107L239 108L238 111H240V112L243 114L242 116H244V114H247V115H248V114H249V115H254V114H255V112L252 111L251 106H250L249 104H247L246 101L236 102ZM240 100H241V98H240ZM0 101H1V100H0ZM3 101H4V100H3ZM54 101H55V99H54ZM97 101H99V100H97ZM100 101H102V100H100ZM113 101H114V100H112V102H113ZM123 101H122V102H123ZM140 101H141V100H140ZM142 101H143V100H142ZM154 101H155V99H154ZM11 102H12V101H11ZM23 102H24V101H23ZM57 102H58V104H59V101H57ZM57 102H56V103H57ZM110 102H111V99L109 100V104H110ZM116 102H117L116 104H118V101H116ZM120 102H121V101H120ZM122 102H121V104H122ZM124 102H123V103H124ZM144 102H145V101H144ZM155 102H156V101H155ZM159 102H162V101H159ZM159 102H158V103H159ZM230 102H231V101H230ZM0 103H2V102H0ZM88 103H89V102H88ZM90 103H91V102H90ZM103 103L105 104V102H103ZM145 103H146V102H145ZM151 103H152V102H151ZM13 104H14V103L12 102V103H11V108H12ZM109 104H106L107 107H106L105 105H103V104H102V106H101V105H100V106H101L103 109H106V108L109 109V108H111L110 106L112 105V104H111V105H109ZM119 104H120V103H119ZM127 104H128V103H127ZM134 104H135V103H134ZM134 104H133V105H134ZM139 104L141 105V102H140ZM139 104H138V108H139ZM159 104H161V103H159ZM163 104H164V103H163ZM216 104H217V103H216ZM3 105H4V103H3ZM15 105H16V103H15ZM56 105H57V104H56ZM8 106H9V105H8ZM103 106H105L106 108L103 107ZM108 106H109V107H108ZM116 106H117V105H115V108H116ZM120 106H121V105H120ZM124 106H125V105H123L120 109H121V110L124 109V111H125V110H126V111H125V112H121V110H120L121 113H126L127 110H128V109H127L126 107H124ZM134 106H136V108H137V105H134ZM204 106H205V105H204ZM226 106H229V105H226ZM14 107H15V106H14ZM16 107H17V106H16ZM57 107L60 108L59 105H57ZM90 107H91V106H90ZM93 107H95V106L93 105ZM112 107H113V106H112ZM212 107H214V106H212ZM215 107L217 108L218 106H215ZM9 108H10V106H9ZM11 108H10V109H11ZM53 108H54V107H53ZM115 108H114V109H115ZM136 108L133 107V109L135 110L134 112H137L136 110H138V109H136ZM140 108H141V107H140ZM140 108H139V110H138L139 112H140V110L142 109V108H141V109H140ZM207 108H208V106L206 105V110H207ZM219 108H220V107H219ZM219 108H217V109H219ZM13 109L15 110V108H13ZM60 109H61V108H60ZM99 109H100V108H99ZM116 109H118V108H116ZM214 109H215V108H214ZM256 109H257V108H256ZM14 110H10V111H14ZM28 110H29L30 114L32 115V112H31V111H34V110H31V109H28ZM129 110H130V109H129ZM151 110H152V109H151ZM215 110H216V109H215ZM236 110H237V109H236ZM7 111H8V110H7ZM45 111H46V110H45ZM146 111H147V110H146ZM152 111H153V110H152ZM152 111H150V113H151ZM154 111H155V109H154ZM166 111H168V110H166ZM190 111H191V110H190ZM211 111H213V110H211ZM23 112H25V110H24ZM29 112H28L27 115H30ZM55 112H56V111H55ZM57 112L60 113L59 110H58ZM120 112H119V113H120ZM142 112H143V110H142ZM142 112H140V115H139V113H138V116H139V117H141V114H143ZM184 112H185V111H184ZM233 112L235 113L236 111H233ZM8 113H9L10 115H9ZM8 113L5 114V115L9 116V118H8L7 116H4V117L2 118V121H4L3 119H5V117H6L5 120H7V121H11V120H12V121H13V120L15 121L17 118H19L20 116L23 117V115L25 114V113H24L23 115H21V114L18 115L19 113H16V111H15L14 113L17 114L18 116H14L15 114L13 115V113H12V114H11L10 112H8ZM131 113H133V112L131 111ZM150 113H149V114H150ZM152 113H154V112H152ZM152 113H151V114H152ZM160 113H161V112H160ZM163 113H164V112H163ZM169 113H170V111H169ZM169 113H168V114H169ZM36 114L38 115V112H36ZM36 114L34 113V115H36ZM39 114L41 115V112H39ZM134 114H135V113H134ZM151 114H150V115H151ZM165 114H166V113H165ZM209 114H210V113H209ZM223 114H224V113H223ZM239 114H240V113H239ZM11 115H12V116H11ZM31 115H30V116H31ZM119 115H120V114H119ZM126 115H127V114H126ZM130 115H131V114H130ZM132 115H133V114H132ZM132 115H131V116H132ZM150 115H147L148 118H149L148 120H151L150 118L154 117V116H150ZM160 115L163 116L164 114H160ZM256 115H257V114H255V116H256ZM10 116H11V118H10ZM38 116H39V115H38ZM41 116H42V115H41ZM54 116H55V115H54ZM74 116H76V114H75ZM120 116H121L120 119L122 120V119H123V118H122V114H121ZM127 116H128V115H127ZM127 116L124 115V120H123V121L126 120L125 117H127ZM147 116L145 117L146 120H147ZM162 116H161V117H162ZM165 116L167 117V115H164V117H165ZM218 116H219V115H218ZM221 116H222V115H221ZM240 116H241V115H240ZM15 117H16V118H15ZM32 117H34V116L32 115ZM45 117H46V116H45ZM45 117H44V118H45ZM50 117H53V116H50ZM59 117H61V116H59ZM95 117H96V116H95ZM110 117H111V116H110ZM157 117H159V115H158ZM164 117H163L164 121H163V119H161L162 122H165V118H164ZM250 117H251V116H250ZM7 118H8V119H7ZM13 118H14V119H13ZM24 118H25V117H23V119L20 118V120H16V121H22L23 123H25V122L23 121ZM26 118H27V117H26ZM56 118H57V117H56ZM61 118H62V117H61ZM96 118H97V117H96ZM96 118H95V119H96ZM117 118H118V114H117V117H115V119L117 120ZM127 118H128V117H127ZM129 118H130V116H129ZM133 118H134V116H133L131 119L133 120ZM216 118H217V116H216ZM221 118H222V117H221ZM253 118H254V117H253ZM10 119H11V120H10ZM29 119H30L31 122H32L31 117H29ZM38 119H39L38 117H35V120H38ZM57 119H58V118H57ZM115 119L112 121L113 123H114ZM159 119H160V118H159ZM166 119H167V118H166ZM217 119H218V118H217ZM30 120H29V121H30ZM39 120H41V119H39ZM54 120H56V119L53 118V123L55 124L56 122H55ZM127 120H128V119H127ZM168 120L170 121L169 118H168ZM25 121L27 122L28 120L25 119ZM41 121H42V120H41ZM56 121H57V120H56ZM91 121H92V120H91ZM97 121H99V119H97ZM101 121H102V120H101ZM169 121H168V123H170ZM219 121L221 122V119H219ZM43 122H44V121H43ZM129 122H131V121H128V123H126V121H125L124 123L128 125ZM133 122H134V120H133ZM133 122H131L132 127H134V126L136 125L134 128H139V127L142 126V125L139 124L140 126L137 127L138 124H135V123H133ZM141 122H142V121H141ZM147 122H149V121H147ZM3 123H6V122H3ZM3 123L0 122V125L3 124ZM32 123H34V121H33ZM175 123H176V121H175ZM175 123H174V124H175ZM6 124H7V123H6ZM9 124H10V123H9ZM25 124H26V123H25ZM54 124H53V125H54ZM115 124H116V122H115ZM131 124H130V125H131ZM133 124H134V126H133ZM163 124H164V123H163ZM174 124H172V125L169 124L168 126L175 127ZM193 124H194V123H193ZM4 125H5V124H4ZM33 125H34V124H33ZM33 125H31V126L33 127ZM50 125H51V124H50ZM53 125H52V126H53ZM79 125H80V126H83V124H82V123L80 124V122H79ZM108 125H109V124H108ZM175 125H176V124H175ZM180 125H181V124H180ZM5 126H6V125H5ZM7 126H8V125H7ZM31 126H30V127H31ZM110 126H111V125H110ZM3 127H4V126H3ZM77 127H78V126H77ZM99 127H101V126H99ZM104 127H105V125H104L103 127H101V128H104ZM128 127H129V126H128ZM130 127H131V126H130ZM130 127H129V128H130ZM162 127H167V125H166V124H165V126L162 125ZM162 127H160L161 130L163 129ZM172 127H170V128H172ZM176 127L178 128L177 125H176ZM253 127H254V126H253ZM253 127H252V129H253ZM0 128H1V127H0ZM85 128H86V127H84V129H82V131H84ZM87 128H88V127H87ZM94 128H95V127H94ZM94 128H92V130H93ZM105 128H106V127H105ZM105 128H104V129H105ZM157 128H159L158 125H157ZM177 128H175V129L177 130ZM2 129H3V131H4V128H2ZM79 129H80V128H79ZM90 129H91V128L89 127L88 130H89V131H92V130H90ZM131 129H132V128H131ZM131 129H130V130H131ZM141 129H142V127H141ZM151 129H153V128H151ZM160 129H158V130L156 129V130L161 132ZM175 129H173V130H175ZM244 129H245V128H244ZM6 130H7V129H6ZM50 130H51V129H50ZM109 130H110V131H114V130H111V128H109ZM116 130H117L118 133H119V130H120V132H121V128H120V129H116ZM167 130H168V129H167ZM173 130H172V131H173ZM228 130H229V129H228ZM235 130H236V129H235ZM3 131H2V132H3ZM43 131H44V130H43ZM47 131H48V130H47ZM75 131H76V130H75ZM85 131H87V130H85ZM89 131L86 132V135H85L84 132H83V133L80 132L79 136L81 137V134H82L83 137H82V138H79V137H78L79 139L82 140L81 143L78 142V144L80 143L79 145H81L82 143H85V142H86L85 137H87V136H88V139L92 140L93 142L96 140V139H92V137H91L92 135H91V134H90V135L87 134V133H90ZM132 131H133V129H132ZM134 131H135V130H134ZM137 131H138V130H136V133H138ZM180 131H181V130H180ZM217 131H221V130H217ZM217 131L214 132V133H217ZM237 131L240 132L241 130L237 129ZM243 131H244V130H243ZM245 131H246V129H245ZM4 132H5V131H4ZM59 132H60V133H59V134H60L59 137H61V135H62V134H61V131H59ZM117 132H115V134H116L117 136L112 132V133L110 134V137H109V138H111V136H116V137H114V138L116 139L117 142H115V139H114V140H109V138H108L109 141L106 140V142H107V141H108V142L111 141V142H110L111 146H113V145H115V144H117V143L119 142V143H118V146L115 145V146H116V149H111V147H110L109 144H108V147H109V149H108V150H109V153H106L108 150H106V148H104V145H102L101 143H98V144L101 145V146L99 145V148L97 147L98 144H96V146H95V147H96L95 150H94L93 147H92V149H91V150H93L92 153L96 151V154H97V155H96V154L94 153L95 155H93V156H95V157L98 156V154H99V152L97 153V150H96V149H100V147H103V148H104V149H100L101 152L104 151L106 154H109L108 156H105L106 154L103 155V157L105 158V161H106V162H105L104 160L100 159L99 162L97 161V163H99V164H97V165H100V162H101V161L104 162V163H103V162L101 163V166H102V164H103V165L110 164V162H111L112 160H115L116 157L118 158V156L120 157V158H118L119 161H120V159H121V155H122V154H121V149L123 148V145H125V142H127L126 140H128L129 137L126 138V140L123 139L124 141H122V140H121V139H122V136H121L120 134H117ZM122 132H123V131H122ZM122 132H121V133H122ZM129 132H131V131H129ZM129 132H128V136L131 135ZM142 132H143V131H142ZM142 132L139 133V134L141 135ZM146 132H147V131H146ZM166 132H168V131H166ZM173 132H174V131H173ZM222 132H224V131H222ZM229 132H230V131H229ZM229 132L225 131V136H224L225 138H226V134H228ZM232 132L235 133V136H234V134H232V135H228V136H227L228 138H229V136H231V138H232L233 136L236 137V135H237V134H236V131L234 132V130H231L230 134H231ZM248 132H249V131H248ZM62 133H63V132H62ZM95 133H96V132H95ZM102 133H103V132H102ZM136 133L134 132V135H135ZM149 133H150V134H149ZM149 133L147 132V134H145V135L142 134V135L145 136V137H147V135L149 134V135H148V138H149L150 136H152V135L154 134L151 130L149 131ZM151 133H152V134H151ZM174 133H175V132H174ZM237 133H238V132H237ZM240 133H241V132H240ZM59 134H58V135H59ZM96 134H97V133H96ZM129 134H130V135H129ZM139 134H138L137 139H136V140L138 141L137 144H141L142 142H145L144 139H143L144 141L141 140V139H142V137H141L142 135L140 136ZM218 134H219V135L216 136V137L219 138V137L221 136V135H220L221 132H220V133L218 132ZM223 134H224V133H223ZM241 134H242V133H241ZM2 135H3V134H2ZM16 135H17V134H16ZM56 135H57V134H56ZM67 135H68V134H67ZM84 135H85V136H84ZM102 135H103V134H102ZM102 135H101V137H102ZM118 135H120L119 140H121L123 144L120 143L121 141H118V140H117V138L119 137ZM214 135H216V134H214ZM14 136H15V134H14ZM18 136H20V135H18ZM45 136H46V135H45ZM65 136H66V134H65ZM105 136H106V135H105ZM105 136H103V137H105ZM139 136H140L141 138H140ZM209 136H210V135H209ZM222 136H223V135H222ZM47 137H48V136H47ZM50 137H51V136H50ZM52 137H53V136H52ZM52 137H51V138H48V139H50V140L53 141L54 138H52ZM71 137H73L72 134H71ZM74 137H75V135H74ZM89 137H90V138H89ZM96 137H97V136H96ZM107 137H108V133H107ZM138 137L140 138V140H139ZM145 137H143V138H145ZM210 137H211V136H210ZM62 138H63V139H68V138H70V137L67 138V136H66V137L64 138V136H62ZM93 138H95V137L93 136ZM123 138H125V135H124ZM131 138H134V136L130 137L129 139H131ZM135 138H136V137H135ZM152 138H154V136H152ZM152 138H151V139L149 138L150 141H148V143H151V141H152V143H155L154 141H156V140H152ZM205 138H206V137H205ZM205 138H204V140H205ZM221 138H223V137H221ZM225 138H224V139H225ZM71 139H72V138H70V141L76 140V139H74V138H73V140H71ZM84 139H85V140H84ZM215 139H216V138H215ZM234 139H235V138H234ZM50 140H48V142H51ZM54 140H56L57 143L54 144V142H53V143H51V145L53 144V145H57L58 147H60V145H61L60 143H61L62 139H61V140H60V139L58 140L57 138H55ZM98 140H101V139H98ZM131 140H132V139H131ZM131 140H129L128 142H130ZM201 140L203 141V138H201ZM218 140H219V139H218ZM226 140H227V138H226ZM237 140H238V139H237ZM42 141H43V140L38 141V142H41V143H39V144H41V145L44 144L45 141H43V142H42ZM59 141H60V143H59ZM84 141H85V142H84ZM140 141H141V143H139ZM165 141H166V140H165ZM167 141H168V140H167ZM170 141H171V140H170ZM38 142H37V143H38ZM46 142H47V141H46ZM48 142H47V144H48V146H49L50 143H48ZM108 142H107V143H108ZM112 142H113L114 144H113ZM157 142H159V141H157ZM157 142H156V143H157ZM160 142H164V141H163V140H160ZM171 142H172V141H171ZM171 142L169 143V141H168L169 144H171ZM199 142H200V140H199ZM199 142H198V143H199ZM73 143H75V142H73ZM86 143H87V142H86ZM96 143H97V142H96ZM133 143H134V142H133ZM200 143H201V142H200ZM243 143H244V142H243ZM45 144H46V143H45ZM64 144H65V143H64ZM70 144H71V146H72V147H71L72 150H74V149H73V144H72V142H71ZM70 144H69V145H70ZM75 144H76V143H75ZM75 144H74V148H75V149H78V147H79V149H80V146L77 145V148H76ZM128 144H129V143H128ZM131 144H132V143H131ZM131 144H130L129 146H125L124 149H126V150L122 151V153H123V152L125 153V151H128V148L131 146ZM157 144H158V143H157ZM166 144H167V143H166ZM174 144H176V143H174ZM196 144H197V142H196ZM245 144H246V143H245ZM41 145H40V146H41ZM53 145H52V146H53ZM65 145H66V144H65ZM65 145H64V146H65ZM120 145H122V146H120ZM132 145H133L134 147L136 146L135 144H132ZM142 145H143V144H142ZM159 145H161V143H160ZM162 145H163V144H162ZM172 145H173V143H172ZM203 145H204V144H203ZM30 146H31V145H30ZM30 146H29V147H28V146H24V147H26L27 149H28V148H33V149H34V147H30ZM34 146H35V148L37 147L36 145H34ZM40 146H38V147H40ZM64 146L61 147L63 153L66 152L65 149L68 148V147H67L68 145H66V147H64ZM119 146H120V148H117V147H119ZM157 146H158V145H156V147H157ZM168 146H169V145H168ZM197 146H198V144H197ZM246 146H247V145H246ZM246 146L243 145L242 148L247 149ZM38 147H37L36 149H40V148H42V149L44 150V147L46 148V146H43V147L41 146L40 148H38ZM63 147H64L65 149H64ZM126 147H127V148H126ZM134 147H133V148H132V147L129 148V151H131V152L134 151V150H135ZM154 147H155V145H154ZM154 147H153V148H154ZM162 147H163V146H162ZM162 147H161V148H162ZM207 147H208V146H207ZM1 148H3V147H1ZM47 148H49V147H47ZM55 148H57V147H55ZM61 148H60V149H61ZM69 148H70V146H69ZM69 148H68V149H69ZM113 148H115V147H113ZM144 148L146 149V147H144ZM157 148H158V147H157ZM166 148H167V147H166ZM169 148H170V147H169ZM196 148H197V147H196ZM204 148H205V147H204ZM212 148H213V147H212ZM214 148H215V147H214ZM253 148H257V147H256V146H253ZM27 149H26V150H27ZM33 149H32V150H33ZM36 149L33 150V151L31 150L32 153H33L34 151H35V152L37 151V152H39V153H40V152L42 153V151H41L42 149H41L40 151H38V150H36ZM57 149H59V148H57ZM63 149H64V150H63ZM68 149H67V150H68ZM117 149H118V150H117ZM119 149H120V150H119ZM131 149H132V150H131ZM133 149H134V150H133ZM137 149H138V148H137ZM147 149H148V148H147ZM248 149H249V146H248ZM250 149H251V148H250ZM250 149H249V150H250ZM23 150H24V149H23ZM28 150H29V149H28ZM49 150H50V149H49ZM69 150H70V149H69ZM72 150H70V151H72ZM81 150H82V149H81ZM91 150H89V151L91 152ZM105 150H106V151H105ZM110 150H111V151L113 150V151H112L113 154H114V153L117 154V151H119L120 154L118 153L116 157L114 156L115 158L113 157V154H112L113 159L109 160L110 162L108 161L109 163H107V160H106L107 158H106V157H108V158L110 157V155H111ZM115 150H116V151H115ZM175 150H176V149H175ZM175 150H174V153H175L174 155L178 154V153L175 152ZM178 150H179V148H178ZM180 150H181V149H180ZM249 150H247V151H249ZM256 150L259 151L258 149H256ZM24 151H25V150H24ZM24 151H22V152H24ZM56 151H57V150H55V154H56L57 156H58V155H62L61 152H58L59 150L57 151L58 154H57ZM60 151H61V150H60ZM70 151H69V153H70ZM74 151H75V150H74ZM79 151H80V150H79ZM114 151H115V152H114ZM129 151H128V152H129ZM164 151H165V150H164ZM170 151L172 152L173 150H170ZM176 151H177V150H176ZM221 151H222V150H221ZM10 152H11V151H10ZM76 152H77V150H76ZM80 152H81V151H80ZM162 152H163V151H162ZM178 152H179V151H178ZM261 152L264 153V150H262ZM13 153H15V152H12V154H10V155H13ZM45 153H46V151H45ZM77 153H79V152H77ZM85 153H86V152H85ZM85 153H83V154H85ZM102 153H103V152H102ZM102 153H101V154H102ZM124 153H123V154H124ZM180 153H181V152H180ZM180 153H179V155H180ZM232 153H233V152H232ZM232 153H231V154H232ZM235 153H236V152H235ZM48 154H49V152H48ZM66 154H67V152L65 153V155H66ZM73 154H74V153H73V151H72V155H71V154L68 155V156L70 157V161L72 160V162H73ZM83 154H82V155H83ZM89 154H91V153H88V155H89ZM101 154H100V158H103V157L101 156ZM128 154H129V153H128ZM136 154H137V153H136ZM233 154H234V153H233ZM34 155H35V154H34ZM75 155H77V154L75 153L74 156H75ZM80 155H81V154H80ZM82 155H81V157H82ZM85 155H86V154H85ZM85 155H83V156H85ZM88 155H87V157H88ZM114 155H115V154H114ZM138 155L140 156V159H143V160H144V157H145V156L147 157V155H145V156L143 155L144 157L142 158V156H141L140 154H138ZM189 155H190V154H189ZM189 155H188V156H189ZM26 156H27V155H26ZM26 156H23V157L26 158ZM49 156H50V154H49ZM62 156H64V155H62ZM66 156H67V155H66ZM71 156H72V157H71ZM90 156H91V155H90ZM90 156H89V157H90ZM180 156H181V157H180V159H179V156L177 155V160H176L177 162H178V161L181 162V161H180L181 158L183 159V160H182L183 163H185V161L188 162L187 158H185L186 155L183 156V155L181 154ZM210 156H211V155H210ZM21 157H22V156H21ZM28 157H29V154H28ZM28 157H27V158H28ZM37 157H38V155H37V153H36V158H37ZM41 157H42V156H41ZM41 157H39V158H41ZM43 157H44V156H43ZM45 157L47 158L45 162L48 163V161H49V160H48V157H47V156H45ZM55 157H56V156H55ZM69 157H68V158H67V157H63L64 159H63L62 157H60V158H61V161L64 160V162L66 163V160L69 159ZM75 157H76V156H75ZM78 157H80V156H78ZM87 157H86V158H87ZM89 157H88V158H89ZM95 157L92 158V159H95L94 161H95V163H96V159H99V157H97V158H95ZM112 157H110V158H112ZM136 157H138V156H136ZM248 157H251V159L253 158L251 152L248 153ZM30 158H33V156H32V157L30 156L28 159L31 160ZM65 158H67V159H65ZM76 158H77V157H76ZM82 158H84V157H82ZM86 158H84L83 160L81 159V160L85 162V159H86ZM117 158H116V160H118ZM130 158L133 159L134 157H128L127 160H129ZM41 159H42V158H41ZM51 159H52V158H51ZM55 159H56V158H55ZM77 159H78V158H77ZM77 159H75L76 162H79ZM138 159H139V158H138ZM138 159H137V160H138ZM145 159H146V158H145ZM147 159H148V157H147ZM212 159H213V158H212ZM18 160H19V159H18ZM29 160H28V161H29ZM35 160L37 161V159H34V162H35V164H36V161H35ZM38 160H39V159H38ZM75 160H74V161H75ZM79 160H80V159H79ZM81 160H80V162H82ZM127 160H126V161H127ZM184 160H185V161H184ZM219 160H220L219 162H220L222 168L224 169V172L226 173L228 179H234L235 182L240 183L242 186H243V185L246 186L247 184H248V185H255V184L260 183V182H259V178H260V176H259V175H260V174H259V171H260V169H259V171H258L255 167H252V168H250V170H248V172H247V174H246L245 176H238V174L236 173L235 169H233V168H234V165H233L234 162L232 163L230 160H225V161H224V158H223V157H220ZM19 161H20V160H19ZM55 161H57V160H55ZM123 161H124V160H123ZM132 161H133L134 163L136 162V160H134V159H133ZM132 161H131V162H132ZM167 161H169V160H167ZM176 161L174 160V162H176ZM189 161L191 162L190 158H189ZM3 162H4V161H3ZM9 162H10V161H9ZM9 162H7V163H9ZM21 162H22V161H21ZM21 162H20V163H21ZM32 162H33V161H32ZM34 162H33V163H34ZM43 162H44V161H43ZM43 162L41 161V163H40V162H39V163L42 164ZM72 162H71V163H72ZM76 162H75V163H76ZM80 162H79V163H80ZM91 162H92V161H91ZM91 162H90V163H91ZM117 162H118V161H117ZM117 162H115V163H117ZM133 162H132V163H133ZM137 162H138V161H137ZM190 162H189V163H190ZM5 163H6V162H5ZM5 163H3V164H5ZM7 163H6V164H7ZM37 163H38V162H37ZM47 163H46V164H47ZM51 163H52V162L50 161V164H51ZM62 163H63V162H62ZM68 163H69V162H68ZM68 163H66L65 165L67 166ZM88 163H89V161H88ZM88 163H87V165H88V169H86V170L89 171V170H90V169H89V166H92V165H89L90 163H89V164H88ZM93 163H94V162H93ZM95 163H94V164H95ZM111 163H112V162H111ZM0 164H1V163H0ZM6 164H5V165H6ZM18 164H19V163H18ZM21 164H23V163H21ZM21 164H20V165H21ZM43 164H44L45 167H47L46 169L44 168L43 171H46L47 169H49V168H48V165H49V167H51V169L53 170V168H52V167H53V166H52L53 163H52V165H50L49 163H48L47 165H45V163H43ZM84 164H86V163H84ZM84 164H83V165H84ZM94 164H93V165H94ZM146 164H147V163H146ZM9 165H11V162L9 163ZM31 165H32V164H31ZM31 165H30V166H31ZM63 165H64V164H63ZM83 165H82V167H81V166L79 167V168H80V170H79L80 173H78V174H80L81 177H83L81 174H85V173H86V172H85L86 170H83V169H82V168H83ZM187 165H188V164H187ZM6 166H7V165H6ZM13 166H14V165H13ZM38 166H39V165H38ZM40 166H41V165H40ZM44 166H43V167H44ZM107 166H108V165H107ZM127 166H128V165H127ZM131 166H132V165L129 166V169L127 170L128 172H129V170H130V172H132V170L134 171V169H133L134 166H132V167H131ZM180 166H181V165H180ZM182 166H183V165H182ZM2 167H5V166L2 165ZM64 167H65V166H64ZM85 167H87V166H85ZM102 167H103V166H102ZM183 167H184V166H183ZM190 167H191V166H190ZM190 167H189V168H190ZM0 168H1V167H0ZM33 168H34V167H33ZM79 168H77V169H79ZM91 168H92V167H91ZM126 168H127V167H126ZM134 168H135V167H134ZM147 168H148V167H147ZM191 168H192V167H191ZM4 169H8V166H7L6 168H4ZM9 169H10V168H9ZM11 169H12V168H11ZM13 169H14V167H13ZM13 169H12V171H13ZM29 169H30V168H29ZM51 169H50V170H51ZM68 169H70V167H68ZM77 169H76V170H77ZM81 169H82V171H81ZM93 169H96L94 172H96V171L98 172V171H99V166H98V168H93ZM93 169L91 170L92 172H93ZM124 169H125V168H124ZM131 169H132V170H131ZM135 169H136V168H135ZM139 169H140V168H139ZM139 169H138V170H137V169L135 170V171H138V174H139ZM184 169H185V167H184ZM187 169H188V168H187ZM0 170H1V169H0ZM71 170H72V169H71ZM73 170H74L75 173L73 172ZM73 170L70 171V172H72L71 174H73V175L76 174V176H79V175L76 173L75 169H73ZM100 170H102V169H100ZM172 170H173V169H172ZM180 170H181V169H180ZM182 170H183V169H182ZM8 171H9V170H8ZM26 171H27V170H26ZM64 171H65V168H64V170H63V173H64ZM68 171H69V170H68ZM83 171H84V173H82ZM105 171H106V170L102 171V172H103V176H102V177H104V176L107 175V174L104 175ZM107 171H109V170H107ZM120 171H121V170H119L118 172L120 173ZM135 171H134V172H135ZM185 171H187V170L185 169ZM185 171H184V172L182 171L183 174L185 173ZM89 172H90V171H89ZM94 172H93V173H89V174H90V175H91V174H94ZM102 172H101V173H102ZM110 172L113 173V171H111V170H110ZM110 172H106V173H110ZM118 172H117V173H118ZM123 172H124V171H122L121 174H122ZM125 172H126V169H125ZM125 172H124L123 174H126V173H127V172H126V173H125ZM134 172H133V174H131V176H130L129 174H126V176L128 175V179L130 178V179L132 180L131 177H132L133 175H134V176L137 175V172H135V173H134ZM143 172H144V171H143ZM177 172H180V171H177ZM182 172H181V173H182ZM0 173H1V172H0ZM48 173H50L51 176H53L52 174H55V173H54V170H53V173H51V172H49V171H48ZM65 173H66V171H65ZM67 173H69V172H67ZM101 173H99L98 175L101 176V175H102ZM112 173H111V174H112ZM158 173H159V172H158ZM158 173L156 174V176H157V178H158V177L160 178V175H161V174L159 175ZM161 173H162V172H161ZM165 173H166V172H165ZM171 173H173V171H171ZM171 173H166L168 176L165 177V178L170 179V178H169V175H171ZM28 174H29V172H28ZM31 174H32V173H30L29 175L32 176ZM34 174H35V173H34ZM37 174H40V173H37ZM37 174H35V175H37ZM44 174H45V173H44ZM50 174H49V175H50ZM96 174H97V173H95V175H96ZM113 174H114V176H116V178L119 176V175H117V174L115 173V171H114ZM115 174H116V175H115ZM46 175H47V173H46ZM46 175H45V177H46ZM49 175H48V178H46V179H48V180H49V178H50ZM66 175H67V174H66ZM142 175H143V174H142ZM158 175H159V176H158ZM172 175H173V174H172ZM172 175H171V176H172ZM30 176H29V177H30ZM37 176H38V175H37ZM39 176H40L39 178H42V177H43L42 175H39ZM76 176H75V179H77ZM86 176H87V175H86ZM86 176L84 175L85 179H86ZM92 176H93V175H91V178H92ZM100 176H95V177H94V181L96 182V180H101V179H97V178H99ZM122 176H123V178L126 177L125 175H122ZM156 176H155V177H156ZM163 176H164V174H163L161 177H163ZM165 176H166V175H165ZM171 176H170V177H171ZM201 176H202V175H201ZM35 177H36V176H35ZM45 177H43V179H42V180H44V182H45V180H46ZM61 177H62V176H61ZM61 177H60V179H61ZM64 177H65V175H64ZM64 177H62V178L65 180ZM96 177H97V178H96ZM120 177H121V176H120ZM120 177H118V179H119L118 181H120L119 184H121V183H125L124 186H125V188H126L127 183H126V182H123V181H127L128 179L126 178L127 180H123V181H121ZM136 177H137V176H136ZM208 177H209V176H208ZM31 178H32V177H31ZM33 178H34V176H33ZM33 178H32V179H33ZM37 178H38V177H37ZM39 178H38V180H39ZM54 178H55V175H54ZM69 178H70V174H69ZM69 178L66 177V179H67V180H65L66 183H68L67 181H68ZM72 178H74V177H71L70 179H72ZM87 178L89 179L90 176L87 177ZM106 178H109V176H107ZM123 178H122V179H123ZM206 178H207V177H206ZM206 178H205L204 180H202V179H200V177H199L200 181H202L201 183L204 184V185H207V184H208V181H207ZM35 179H36V178H35ZM50 179H51V178H50ZM60 179H58L57 181H55L56 178L54 179V181H53V179H51V183L54 182L53 184L55 185V182H58ZM63 179H62V180H63ZM78 179H79V177H78ZM95 179H96V180H95ZM163 179H164V177H163ZM29 180H30V178H29ZM33 180H34V179H33ZM38 180H37V181H38ZM40 180H41V179H40ZM40 180H39V181H40ZM91 180H93V179H90V180H88V181H89V182H92V183H95L94 181H91ZM110 180H111L112 183H111L110 181L102 182L103 185H102V187H101L100 190H102L103 186H105V185H106V188L108 187V189H110V188H113V186H114V185H112L113 183H114V184H118V182L114 181V179H113L114 182L112 181V179H110ZM146 180H147V179H146ZM212 180H213V179H212ZM215 180H216V179H215ZM2 181H3V180H2ZM39 181H38V182H39ZM60 181H61V180H60ZM60 181H59V182H60ZM74 181H75V180H74ZM76 181H77V180H76ZM83 181H84V179H83ZM88 181H87V182H88ZM128 181H129V180H128ZM132 181H133V180H132ZM153 181H154V182H153ZM153 181H151L150 183L153 182V183L156 184V183L158 182V181H155V180H153ZM213 181H214V180H213ZM260 181H261V179H260ZM3 182H4V181H3ZM19 182L24 183L25 180H24L23 182H22V181H19ZM19 182H18V184H19ZM30 182L34 184V182H36V180H34V182H32V180H31ZM49 182H50V181H49ZM59 182H58V183H59ZM69 182H71V180H70ZM77 182H78V181H77ZM84 182H85V181H84ZM89 182H88V183H89ZM97 182H98V181H97ZM97 182H96V183H97ZM107 182H109L110 185H112V186H109V184H108V186H107ZM21 183H20V184H21ZM36 183H37V182H36ZM58 183H56V184H58ZM75 183H76V182H74L73 184H75ZM96 183H95V184H96ZM105 183H106V184H105ZM2 184H3V183H1V185H2ZM5 184H6V183H4L3 185H5ZM18 184H17V185H18ZM20 184H19V185H20ZM27 184H30V183H27ZM27 184L25 183V185H27ZM59 184H60V183H59ZM61 184H64V182L61 183ZM68 184H69V183H68ZM68 184H66V185H68ZM82 184H83V183H82ZM95 184H94V185H95ZM180 184H181V182H180ZM180 184H179V185H180ZM183 184H184V183H182V185H183ZM214 184H215V183H214ZM240 184H238L240 188H244V187H245V186H244V187H241ZM66 185H65V186H66ZM121 185L123 186V184H121ZM167 185H168V184H167ZM179 185H178V186H179ZM34 186H35V185H34ZM34 186H32V187H34ZM37 186H38V185H37ZM48 186H50V185H48ZM57 186L59 187V186H61V185H57ZM65 186H63L62 191L67 190L66 188L64 189ZM70 186H71V185H70ZM81 186H83V185H81ZM81 186H80V187H81ZM84 186H85V185H84ZM148 186H149V185H148ZM150 186H151V184H150ZM150 186H149V187H150ZM164 186H165V184L163 185V187H164ZM178 186H177V187H178ZM184 186H187V184H184V185H183V192H184V190H186V191L189 190V189H187V187H184ZM188 186H189V185H188ZM61 187H62V186H61ZM67 187H69V186H67ZM98 187H99V186H98ZM109 187H110V188H109ZM115 187H116V186H115ZM128 187H129V186H128ZM151 187H153V185H152ZM190 187H191V186H189V188H190ZM214 187L218 190V188H217L215 185H214ZM41 188H43V190L45 189V187H41ZM89 188H91V187H89ZM106 188L104 187V188H103L104 190H102L101 192H103V193L105 194V192H106L105 189H106ZM138 188H139V187H137V189H138ZM153 188H154V187H153ZM155 188H156V189H155ZM155 188H154V190H155L156 192H158V190L160 189V186H159V187H155ZM161 188H162V184H161ZM164 188H165V187H164ZM181 188H182V187H181ZM184 188H185V189H184ZM206 188L209 189L210 194H211V197L213 198V196H212V187H211V186H208V187H206ZM255 188H256V187H255ZM38 189H39V188H38ZM47 189H48V188H46L45 191H46ZM51 189H52V188H51ZM63 189H64V190H63ZM92 189H93V188H92ZM148 189H149V188H148ZM157 189H158V190H157ZM193 189L196 190L195 187L192 188V190H193ZM199 189H200V188H199ZM261 189H263V188H261ZM40 190H41V189H40ZM60 190H61V189H60ZM77 190H78V189H77ZM95 190L97 191L98 189H95ZM100 190H99V191H100ZM134 190H136V188H134ZM161 190H164V189L162 188ZM179 190H180V189H179ZM16 191H18V190H16ZM45 191H43V192H45ZM47 191H48V190H47ZM69 191H70V193L72 194V189L69 190ZM90 191H91V190H88V192L91 193V196H92V195H93V194H92V191H91V192H90ZM99 191L96 192L97 194L94 193L95 195H94L93 197H95L96 195H98V192H99ZM104 191H105V192H104ZM151 191H152V189H151ZM167 191H168V190H167ZM167 191H166V192H167ZM169 191H171V188L169 189ZM169 191H168V194H169ZM180 191H181V190H180ZM180 191H179V192H180ZM218 191H219V190H218ZM88 192H87V193H88ZM101 192L99 193L100 195H102ZM137 192H139V191H132V192H130V193H127L128 195H127L126 198L129 199V198L132 197V195H133L134 193H136V194H134V197H135V196L138 194ZM197 192L199 193L200 191H197ZM219 192H220V191H219ZM17 193H18V192H17ZM67 193L70 194L69 192H67ZM89 193H88V194H89ZM131 193H132V195H131ZM22 194H23V193H22ZM37 194H38V193H36V195H37ZM45 194H46V193H45ZM122 194H123V193H121V198H120V196H119L120 199L118 198V201H115V200L113 201L114 204H116L117 202L120 203V201H121V199H122V197H123ZM129 194L131 195V197H129V196H130ZM175 194H176V193H175ZM195 194H197V193H195ZM43 195H44V194H43ZM49 195H50V194H49ZM84 195H85V197H89V198H90V196H86V194H84ZM84 195H82V196H84ZM89 195H90V194H89ZM100 195H98L100 198H99V200H97L99 203H100V199L104 198L103 195H102V198H101ZM107 195L109 196V192H107ZM39 196H41V197H39L38 199L43 198L42 200L44 201V197H42V193H41ZM60 196H61V195H60ZM65 196H66V195H65ZM65 196L62 194V197H65ZM82 196H81V197H82ZM105 196H106V195H105ZM108 196H107V197H108ZM168 196H169V195H167V197L164 196V197H163V198H164L163 200H165V198L168 199ZM196 196H197V195H196ZM207 196H208V195H207ZM5 197L8 199L9 195H8V196L6 195ZM53 197H54V196H53ZM68 197H69V196H66V198H68ZM81 197H80V198H81ZM107 197H106V200L109 199L110 203H113V202H111L112 200H110V198H112V197H110V196H109L110 198H107ZM143 197H144V196H143ZM170 197H172V196H170ZM170 197H169L168 200L166 199L165 201H162V202H160V203L163 204V202H164V204H165L166 201H167V203H168V201H171L170 203H172V200H170V199H171ZM194 197H195V196H194ZM198 197L200 198L201 196H198ZM6 198H4V199H6ZM10 198H11V197H10ZM10 198H9V199H10ZM54 198H55V197H54ZM66 198H65V199H66ZM69 198H70V197H69ZM141 198H142V197H141ZM75 199H78V198H75ZM81 199H82V198H81ZM85 199H87V198H85ZM92 199L94 200V199H97V198L95 197V198H92ZM131 199H132V198H131ZM143 199H144V198H143ZM143 199L140 200V201H143ZM175 199H176V197L174 198V201H175ZM195 199H197V198L195 197ZM29 200H30V199H29ZM51 200H53V203H54V199L51 198ZM87 200H88V199H87ZM90 200H91V199H90ZM90 200H89V202H91ZM93 200H92V201H93ZM222 200H223V199H222V196H221L220 199H219L218 197H216V201L214 202V205L212 204L213 207H212V205L210 206V207H212V208H211L209 211H212L213 209L216 211V210H217L216 208H218V207L220 206L219 201H220V203L224 204V203H223L224 200H223V201H222ZM40 201H41V200H40ZM40 201H39V203H40ZM49 201H50V200H49ZM49 201L46 203V206H47V205H50V203L52 202V201H50V203H49ZM66 201H67V200H66ZM84 201L86 202V200H84ZM95 201H96V200H95ZM103 201H104V203H103L102 207L106 204V201H105V200H101V202H103ZM109 201H108V204H109ZM174 201H173V202H174ZM177 201H178V200H177ZM253 201H254V200H253ZM35 202H36V201H35ZM71 202H72V201H71ZM73 202H75V200H74ZM79 202L82 203V204L84 203L83 200H82V201H79ZM79 202H78V203H79ZM87 202H88V201H87ZM87 202H86V204H87ZM115 202H116V203H115ZM134 202H135V201H134ZM138 202H139V201H138ZM144 202H146V201H144ZM149 202H150V201H149ZM175 202H176V201H175ZM211 202H212V201H211ZM7 203H8V202H7ZM41 203H42V202H41ZM43 203H44V202H43ZM78 203H77V205H78ZM96 203H97V202H96ZM99 203H98V204H99ZM141 203L143 204V202H141ZM147 203H148V202H147ZM170 203H169V204H170ZM4 204H5V203H4ZM54 204H55V203H54ZM82 204L80 205L81 207H82ZM86 204L83 206L84 208H81V209L84 210V212L86 213V214L84 213L86 216L89 215V212H88V211H90V210L92 209V207L95 208L94 206H96V208L98 209L97 205H94V206L90 207V208H91L90 210H88V211L86 210V211L88 212V213H87V212L85 211V207L87 206ZM93 204H94V203H93ZM114 204L111 205L110 207L115 206ZM120 204H121V203H120ZM144 204H146V203H144ZM157 204H158V203H157ZM172 204H173V203H172ZM12 205H14V204H12ZM12 205H9V206L11 207ZM38 205H39V204H38ZM51 205H52V203H51ZM51 205H50V208L52 209V206H53V205H52V206H51ZM89 205L91 206V204H88V207H89ZM100 205H101V204H100ZM117 205H119V204H117ZM122 205L124 206V204H122ZM122 205H121V206H122ZM160 205H161V204H158V206H160ZM44 206H45V205H44ZM46 206H45V208H46ZM123 206H122V207H123ZM125 206H126V207H123V209H124V208H130L128 205H125ZM14 207H15V205H14ZM14 207H12V209H13ZM30 207H32V206L30 205ZM54 207H57V205L54 206ZM58 207H59V205H58ZM88 207H86V209H88ZM156 207H157V206H156ZM226 207H227V206H226ZM15 208H16V207H15ZM19 208H20V207H19ZM35 208H36V207H34V209H35ZM50 208L48 207V209H50ZM117 208H118V207H117ZM131 208H132V207H131ZM133 208H134V207H133ZM224 208H225V207H224ZM249 208H250V207H249ZM12 209H11V211H13ZM43 209H44V208H43ZM53 209H54V208H53ZM53 209H52V210H53ZM78 209H80V208H78ZM97 209H95V210L92 209V210H94L93 212H96V214L98 215V212H97V211H99V209H101V208L99 207V209H98V210H97ZM111 209H112V208H111ZM222 209H223V208H222ZM0 210H1V212H2V209H1V208H0ZM5 210H6V209H5ZM56 210H57V209H56ZM92 210H91V211H92ZM119 210H121V209H119ZM119 210H118V211H119ZM207 210H208V209H207ZM214 210H213V211H214ZM225 210H226V209H225ZM8 211L11 212L10 210H8ZM40 211H41V210H39V212H40ZM70 211H71V210H70ZM101 211H102V209H101ZM217 211H218V210H217ZM226 211H227V210H226ZM226 211H223V210H222V212H219V211H218L219 214L221 215V216H220V215H219V216L222 217L223 214H224ZM9 212H8V214H9ZM80 212L83 213V211H81V210H80ZM80 212H79V214H80ZM228 212L230 213V208H229V211H227L226 213H228ZM3 213H4V211H3ZM77 213H78V210H77ZM91 213H92V212H91ZM91 213H90V214H91ZM68 214H70V213H68ZM84 214H81L80 216H83ZM96 214H95V215L92 214V215H93L94 217H96ZM209 214H210V213H209ZM85 215H84V216H85ZM103 215H104V214H103ZM103 215H102V216H103ZM11 216H12V215H11ZM140 216H142V215L140 214ZM162 216H163V215H162ZM173 216L176 217L175 220L172 219ZM64 217H65V215H64ZM87 217H88V216H87ZM94 217H93V219H95L96 223H93V224H97L98 221H99L100 219H102V217H101V218L99 217L98 219H97V217H96V218H94ZM103 217L106 218V214H105V216H103ZM123 217L125 218V216H123ZM126 217H127V215H126ZM142 217H143V216H142ZM144 217H145V216H144ZM165 217H166V216H165ZM89 218H90V217H89ZM104 218H103V220H104ZM128 218H129V216H128ZM10 219H11L10 221H14V220H12V218H10ZM93 219L91 218V220H93ZM144 219H145V218H144ZM155 219H157V218H155ZM158 219H159V218H158ZM163 219H164V216H163V218H162V221H163ZM0 220H2V219H0ZM25 220H26V219H25ZM91 220H90V222H91ZM97 220H98V221H97ZM106 220H107V219H106ZM165 220L167 221V222H164V223H166V224L171 223V222H172L171 224H173V223H174V224L179 223V222H180V217H179L178 210L175 209L173 212H171V213L165 218ZM165 220H164V221H165ZM7 221H8V220H7ZM10 221H9V222H10ZM100 221H101V220H100ZM100 221H99V222H100ZM110 221H111V220H110ZM162 221H161V217H160L159 222L161 223ZM92 222H94V221H92ZM92 222H91V223H92ZM152 222H155V221H152ZM189 222H190V221H189ZM2 223H4V222H3V221H0V226H1ZM91 223H89V225H90V226H88L89 228L86 227V231H87L88 229H90L91 226H93V225H91ZM100 223H101V222H100ZM123 223H124V227H125V223H126V222H123ZM147 223H148V221H147ZM160 223H159V224H160ZM164 223H162V224H164ZM22 224L24 225V223H22ZM98 224H99V223H98ZM101 224H102V223H101ZM112 224L114 225V227H116V230H115V231H118V228H119L118 225H119V223H117V224L112 223ZM120 224L123 225L122 222H120ZM151 224H152V223H151ZM156 224H157V221H156ZM156 224H155V226H157ZM228 224H229V223H228ZM60 225H61V224H60ZM87 225H88V224H86V226H87ZM102 225H103V224H102ZM115 225H116V226H115ZM128 225H129V226H132V224H128ZM146 225H147V224H146ZM160 225H161V224H160ZM225 225H226L225 227L230 226V225L227 226V223H226ZM96 226H97V225H96ZM117 226H118V228H117ZM147 226H148V225H147ZM149 226H151L150 223H149ZM153 226H154V223H153ZM155 226H154V227H155ZM24 227H25V225H24ZM37 227H38V226H37ZM93 227H95V226H93ZM93 227H92V230H93V232H95L96 235H97V233H99L100 231H99V229H97L96 227L93 229ZM121 227H122V226H121ZM139 227H140V226H139ZM141 227H143V226H142V223H141ZM174 227H175V226H174ZM212 227H213V226H212ZM7 228H8V227H7ZM19 228H20V227H19ZM101 228H102V227H101ZM137 228H138V227H137ZM223 228H224V226H223ZM231 228H232V227H231ZM4 229H6V228H3V231H4V232L1 231L2 229H0V231H1L0 234L2 233V235L8 236V235H7L8 232H6V231H8V230L5 231ZM95 229H97L99 232L94 231ZM119 229H120V228H119ZM209 229H210V228H209ZM209 229L207 230V232H209ZM228 229H229V228H228ZM229 230H231V229H229ZM55 231H56V230H55ZM58 231H59V230H58ZM89 231H91V230H89ZM89 231H87V232H89ZM102 231H103V232H102ZM104 231H106V228H105V227H103V229H101V232H102L103 234L105 233ZM225 231H226V230H225ZM36 232H37V231H36ZM101 232H100V234H102ZM223 232H224V231H223ZM3 233H5V234H3ZM89 233H90V232H89ZM95 233H94V234H95ZM137 233H138V232H137ZM224 233H225V232H224ZM90 234H92V233H90ZM94 234H93V235H94ZM262 234H263V233H262ZM47 235H48V233H47ZM65 235H66V233L64 234V237H65ZM86 235H87V234H86ZM96 235H95V236H96ZM104 235H107V234H104ZM108 235H109V234H108ZM148 235H149V234H148ZM66 236H68V235H66ZM109 236H110V235H109ZM116 236H117V235H116ZM200 236H201V235H200ZM157 237H158V235H157ZM201 237H202V236H201ZM261 237H262V236H261ZM11 238H12V237H11ZM65 238H66V237H65ZM259 238H260V237H259ZM111 239H112V238H111ZM124 239H126V238H124ZM124 239H123V240H124ZM149 239H150V238H149ZM229 239H230V238H229V234L226 232V233L224 234V236H223L220 240H218V243H220V244H222V245H226V244L228 243ZM112 240H113V239H112ZM112 240H111V241H112ZM212 241H213V240H212ZM20 242H21V241H20ZM126 243H128V241H126ZM185 243H186V242H185ZM5 245L7 246L8 244L6 243ZM5 245H4V246H5ZM249 245H250V244H249ZM6 246H5V247H6ZM121 246H124V245H121ZM121 246H119V247H121ZM125 246H126V245H125ZM126 247H127V246H126ZM129 247H131V243H130V246H129ZM129 247H128V248H129ZM205 247H206V250L209 249V248H207L208 246H205ZM211 247H213V246H211ZM53 248H55V247H53ZM86 248H88V247H86ZM128 248H127V249H128ZM2 249H3V248H2ZM4 249H6V248H4ZM46 249H49V247L46 248ZM106 249H107V248H106ZM110 249H111V248H110ZM115 249H116V248H115ZM120 249H121V248H120ZM211 249H212V248H211ZM50 250H51V249H50ZM69 250H70V249H69ZM72 250H73V249H72ZM107 250H109V249H107ZM128 250H129V249H128ZM47 251H48V250H47ZM103 251H104V252H103ZM103 251H102V252L105 253V250H103ZM118 251H120V250H118ZM121 251H123V249H121ZM121 251H120V253H121ZM212 251H213V249H212ZM81 252H82V251H81ZM102 252H101V253H102ZM107 252H108V251H107ZM110 252H111V251H110ZM110 252H109V254H108V253H105V254H106V255H107V254H108V255H111L112 252H111V254H110ZM114 252H115V251H114ZM168 252H169V251H168ZM207 252H208V251H207ZM82 253H83V252H82ZM82 253H81V254H82ZM103 253H102V254H103ZM118 253H119V252H118ZM84 254H85V253H84ZM84 254H83V255H84ZM90 254H95V252H94V253H91V252H90ZM116 254H117V253H116ZM233 254H234V252H233ZM243 254H245V252H244ZM61 255H62V254H61ZM199 255H201V254L199 253ZM213 255H215V254H213ZM213 255H212V256H213ZM85 256H86V255H85ZM95 256H97V254H95ZM95 256H94V257L92 256L93 259H94V258L96 259ZM115 256H116V255H115V253H114L113 257H115ZM234 256H235V255H234ZM48 257H49V256H48ZM77 257H78V255H77ZM92 257H91L90 259H92ZM238 257H239V256H238ZM198 258H199V257H198ZM214 258H216V257H214ZM73 259H77V260H78L79 258H73ZM82 259H83V258H80L79 262H81ZM95 259H94V261H95ZM104 259H105V258H104ZM110 259H111V258H110ZM2 260H3V259H2ZM67 261H68V260H67ZM67 261H66V262H67ZM73 261H74V260H73ZM99 261H100V260H99ZM102 261H103V260H102ZM64 262H65V261H64ZM68 262H72V261L70 260V261H68ZM68 262H67V263H68ZM76 262H78V261H76ZM96 262H97V261H96ZM32 263H34V262H32ZM62 263H63V262H62ZM67 263H66V264H67ZM74 263H75V262H74ZM45 264H48V263H45ZM58 264H59V263H58ZM64 264H65V263H64ZM69 264H70V263H69ZM71 264H73V263H71ZM75 264H76V263H75ZM77 264H78V263H77Z\"/></svg>",
  "mask_w": 264,
  "mask_h": 264
},
{
  "label": "snow or ice",
  "instance_id": "snow-or-ice-1",
  "mask_svg": "<svg viewBox=\"0 0 264 264\" xmlns=\"http://www.w3.org/2000/svg\"><path fill=\"white\" fill-rule=\"evenodd\" d=\"M261 4L264 5V0H261ZM75 6L80 7V8H89V7H92L93 5H90L88 3L83 2V0H80V2L77 3ZM145 6H147V5H145ZM52 11L55 12L56 9L52 8ZM103 14L106 15V13H103ZM65 20H66V17L62 16L61 19L57 21V28H56L57 33H59L61 31V29L66 27ZM126 22L131 24V25H135V23H136L135 16L129 18V20ZM261 37H262V40H264V33L261 34ZM61 38L63 39L64 37H61ZM28 47L32 50L33 54L35 55V54H37V51L41 47V45H40L39 41L33 36V38L28 43ZM259 47H260V51L262 52V54H264V44L260 45ZM191 95H195V93L193 92V93H191ZM59 112H60V114H62L63 109L62 108L59 109ZM185 155H187V153H185ZM248 159L251 160V157H249ZM193 163H195V161H193ZM206 179L208 181V184L206 186L212 187L213 198L219 197L220 192L214 187V181L212 180V178L207 177ZM261 179L264 180V176H262ZM261 203H264V201H261ZM172 219L175 220L176 217L173 216ZM209 231H211V227H210ZM88 251L91 252V249H89Z\"/></svg>",
  "mask_w": 264,
  "mask_h": 264
}]
</instances>
